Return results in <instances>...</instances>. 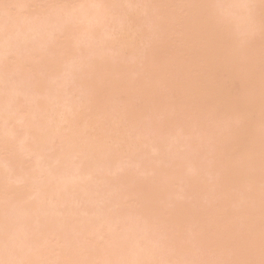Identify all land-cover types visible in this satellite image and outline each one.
I'll return each mask as SVG.
<instances>
[{"label":"bare ground","instance_id":"bare-ground-1","mask_svg":"<svg viewBox=\"0 0 264 264\" xmlns=\"http://www.w3.org/2000/svg\"><path fill=\"white\" fill-rule=\"evenodd\" d=\"M2 1H0V12L7 13V8L5 6V0L3 2ZM6 1L8 4L9 0H6ZM35 1L37 2L39 1L38 5ZM35 1L34 0H23V1L21 0L22 4L21 6L19 5L18 7L22 8L24 5L26 8L25 10L26 12H23V13H26L31 18V15H34V13L36 14L40 11H41L40 13H42L44 8L46 7V4H45V6H43L41 10L39 9L40 3H42V1L46 3L45 0H35ZM60 1L61 2H58V3L55 2L56 6L53 5L52 8H55V7L57 8L59 6L58 4L60 3L61 4L63 3V6L68 7L70 5L68 3L69 2L71 3L73 0H60ZM91 1L92 2H90V0H80V1H77V3L82 2L81 4L83 5V7L87 8L88 10V7L90 5L86 7L85 3L94 4L95 0H91ZM97 1L101 2L100 0H97ZM135 1H134L135 4H133L132 0H118V1L117 0H103L102 3L105 6L103 7L107 8L106 9L107 11L104 10L103 12H105L106 14L102 12V16L106 17L107 15L109 17V16H112L113 14L119 15L120 12H124L123 13L124 15L120 14L119 18H115L117 20L120 18H124V19H120V22L116 23V24L118 23L122 24V26H120V28L118 27V29H121L122 27L123 28L122 30H119L117 36L115 37V40L118 41L119 48L122 49V50L119 49L120 51L118 50V52L127 51L129 53L128 55H130L131 60H133V57L139 60L138 63L135 62L136 65L135 64L130 65L129 62H128L129 64L126 63V61H128L129 58H127L125 62L122 61L121 58L123 57L121 56L120 58L121 53H118L119 55H117L119 57V58L117 57L118 63L115 61L114 63L116 64H114L111 61L112 59L110 58L112 56L114 57V55L111 56L112 53L111 52H110L111 54L108 53L109 48L107 49L106 47H108V45L110 46L111 40L114 37L112 34H114L118 29L113 31L109 28V27H112L113 23H115V21H113L114 18H111L110 20V17H109L108 18L109 21L108 20L106 21V18L104 17L105 20L102 18L101 20L102 22H99L101 18L99 17L100 19H97L98 20L97 21V20H94L95 19L94 17L92 18L94 21L93 22L90 21L91 17L94 16L93 14L96 11H99V9L93 12V14H90L89 13L90 11H87L86 9H84L82 10L81 14L78 16H76L77 15L76 13L79 12L78 10L80 9L79 7L78 9L75 8V10H77L78 12L77 11L73 12L72 15H71V12H69L67 16L69 18H71L72 16L74 18V15H75V17H77L78 20H81L83 22L87 20V19L85 20V18L87 17L90 19L87 21V23L89 22L88 24L90 25V27L87 23L86 25L83 22L80 23V21H78L82 26H84V28L85 27L90 28V30L88 29L89 33H87L85 29L82 26H80V29H78L76 33L83 36L82 38L81 36L77 37L78 35L76 36L77 38L72 37L73 33L74 35L76 34L73 29L76 30L77 28L76 26H79L77 20L75 21V18L74 19L72 18L71 20L72 22H70V25L67 26L66 22H68L69 20L67 21L66 19L65 21L66 25L65 24L61 25V23H63V21L60 20L61 17H59L58 19L60 20L59 22L57 20L58 15L57 16L55 15L56 17H53L55 20L50 19L48 22L49 24L51 20H52V24H53V21H54V24L55 22L56 24L59 22L57 25L55 24L51 26L50 24V26L54 27L55 30H53L54 28L49 29L50 26L46 27L47 30H44V26H46V24L48 23H42L44 21L45 22L48 21V19L52 16V14L51 15L49 14L50 16L48 15V17L46 16L47 19L40 20V23L43 25H41L40 27L36 29L39 30L40 28V30L41 29L43 30L41 31L42 33L40 32V34H39L40 30L37 31L39 36H41V34H43L44 31L46 32L49 31L50 33L49 32L48 33L51 34L53 33V31H56L59 28L57 32L53 33L54 35L51 34L53 36L48 34L50 36L48 37L51 39L52 37L57 36L56 37L57 40L56 38H54L55 40L52 38V40L50 41H54V42L57 41L58 43L60 42L59 45L61 47H63L62 43H64L65 41L63 45L64 46L66 45L67 47H65V50L63 49V52L66 51L68 52L67 54L70 53V57L75 54L76 55L74 57L75 59L73 58L75 62L79 61V60L76 61V58L80 59L79 63L83 62V60H85L83 59V57L86 56L87 58L86 53L89 56L90 53L92 52L91 50H88L89 48L97 49V50L93 49L95 53H92L89 57V60H86V62L87 61L90 62L89 64L90 67L88 66L89 69L85 68V70L86 69L87 70L84 71V67L87 65L85 64L83 65L81 63L80 64L82 65L81 69L80 68L75 69V70L80 69L78 71L79 73L74 72L75 70L74 71L72 70L73 73L79 74V79L77 80L78 82L81 83V84L80 83L78 84L79 91H80V87L82 86L83 89L81 87V91L83 90L84 92L85 89H87L90 93V96L87 95V93H84L85 96L86 95L89 96V97L86 96L87 100L83 102V104L81 105L78 103V105L75 106V108L72 107L74 105L73 103L70 109H74V110L70 111V109L69 110L66 109L67 112L69 111L67 114L66 112L64 113L61 111H64L63 109L66 106L69 107V104H68L69 102L66 103L68 105L63 106V108L60 109V111L57 110V108L59 109L60 106L57 107L54 113L52 105L54 103L58 104L57 102H59L58 100L60 98L58 100L54 99L57 102L54 101V103H52L51 106H49L50 105L49 103L51 102L49 99L52 96V94L48 99L47 98L44 99L45 100L44 102H40L41 100L38 101L36 99L39 97L37 93L41 94L42 92L41 90H43V87L45 86L47 87L48 84L52 81V80L49 81L51 78L49 77L50 74L49 76H46L48 72L49 73L51 72L49 68V71L46 73L47 71L46 67L49 66L50 60H44L45 62L41 60L43 59L41 58V56H43L42 54H44V50L46 49V46H47L46 43L50 42L49 40L46 41L48 37H46V39L45 38L43 39L42 37H41L42 39L40 38L41 41L43 40L46 42L45 44H43V46H45V49H43L44 47L42 48V46H40L41 50H43L41 52V55L39 54L40 52H37L38 50L40 51V49H37V47H33V50H32L38 53L36 55H40L39 57L40 59L37 58V60L38 61L41 60L42 61L41 63L44 62L43 64H41V63L35 62L36 57L34 55L31 56L32 54H34L32 52L29 53L30 56L28 57H25V54L24 56L22 55L25 49H26L25 53L27 54V52L31 49L30 44L32 43L29 42L30 43V44L28 43L29 45L25 44L26 48L24 49L22 44H21L22 47L20 46L18 47L16 45L15 43L16 40L12 38L8 40H4L5 37L1 38L2 35L0 36L1 41L4 40L2 42V45L0 46V59H1L0 74L3 72L2 71L3 69L5 70L4 72V76H5L6 72L7 74L9 73L10 68H11L10 75L12 74V76L13 74H15L16 70H17L16 74H18V72L21 73L25 71L26 74L21 73L20 74L21 76L19 75V77L21 78L23 75H24L23 77H25L27 75V72L28 73L30 72V69H32V71L34 70L36 78L34 77L35 76L34 74L32 75V77H33V80L35 81V83L34 82L33 83L36 85L34 84L33 85L36 86L37 93H34L36 91H33V94L35 95L37 94V97L34 100L35 101L34 103L37 106L29 100L30 98H32V100L34 99L33 97H30L32 91L30 95H28L29 97H27V99L29 98L28 100L30 101V102L28 101L29 102L28 105L34 104L36 107H32V109L36 110L39 107V112H40V113L38 112L35 115L37 117L39 114V116L35 120L36 121L35 123H32L31 121V118H35L33 114H31L30 116V112L33 111L31 109L28 112V115H29L27 116L29 117L27 118L28 120L24 118L23 119L14 118L15 115L14 116L9 115L10 113H12L13 109H15V108H11V106L13 107L14 105L18 104L16 106L17 107L19 106L20 108V107H23L25 103H27V100H26L24 101L25 103L23 102L24 104L22 103L23 105H19V103L22 102L20 101V99L26 96L27 93L23 92V94L20 95L19 94L20 90H17L19 88L17 89L15 88L17 86L20 87L21 86L20 84L22 82L25 83V82L31 81L32 77L30 76L29 78V74L28 76L25 77L29 79H25L22 77L19 81L21 83L19 82H18L19 84L15 83L16 87L13 85L15 88H13V86L10 87V89H12L11 91L17 90L15 93L19 91L17 94H15L16 96H13L14 91L11 92L13 94L10 93L9 95L7 92L5 93L4 97L0 96L2 98V99L0 98L1 99L0 100V117L9 115V117L7 118L10 121H13L15 123V124L11 123L12 126L13 125L15 126V128L13 129L6 130L5 128L6 126L5 127L2 126L0 129V194L3 195V197L0 195V199L3 198L5 201L8 202V204L5 205L7 202H4L2 200L1 202L5 203L4 204L5 208L3 206V203H1V207H0V231H2L0 233V264H79L78 262H76L77 261L76 259L79 258L78 252L83 249V246H81L82 245L81 243L78 244L76 242L77 240L74 241L77 236L73 237V239H70L72 238V236H70V234L67 233L68 238L70 239L67 241L66 239L68 238L66 239L63 237L60 238L58 234L54 233L58 230V229L55 230V227L59 229L61 228L63 229V227H68V229L70 228L71 230L73 228L74 231L77 230L78 232L79 231L78 228L83 227V226L84 227L88 226V225H85L86 222L87 224L91 225V222L95 221L98 223L99 220H100L99 223H101L103 227V224L105 223L102 224L101 222L102 217L100 218L99 216L100 214L103 215L102 208L104 206H109V204H110V207H112V210L108 211L105 207L108 213L103 212L106 215L108 214L107 216H109L111 213L114 214V211L117 210L118 208L119 210L115 212L116 214H118L120 211L122 212L126 211V212H123V213L120 212V213L124 214V213L130 212L134 215L138 211H140V213H138L140 217L138 215V218L136 217L135 220L136 219L140 220V218H143L142 221L143 223L145 222V224L142 223V225H145L148 231L147 237L144 236V232L142 231L141 233H143V235L138 236V238L140 237L139 241L136 239L133 240L134 242L130 241L131 245H133L132 242L135 243V241H137V243H135L134 245V248H137L138 246L136 250H134L132 247H128L129 246L127 244L129 243L128 240L126 242V245L123 244L127 248H124L123 246L119 248L121 244H113L114 246L112 245L110 247L111 249L110 248L108 249L109 251L114 250L118 253L117 249L119 248L118 256L120 255V252L124 250H125L124 252H127L126 256L123 255L120 257V258H123L125 256L127 258L126 259L127 261L125 260V258H123L125 262L120 261L122 262L121 264L123 263L125 264L126 262L127 264L128 262L132 264V261L130 262L129 260H133V262H135V260L139 261V259L134 260L133 258L131 259L129 257L130 255L131 256L133 255L132 257H136V256L140 257V254H141L140 264H142V262H144V264H181V260L180 261L178 260L181 259L183 256H184V259H186L185 258L186 253L187 254L188 253L192 254V252L197 253V251L201 249V248L200 249L193 248L194 241L192 239L194 238L192 235H194V237H197V239L199 238V240H200V237L203 236L201 240L205 237L203 240L206 239V242L204 241L205 243L204 242L203 243L204 245L206 244L207 246L209 245L208 246L209 248L207 249L208 251L211 252V255L209 256V258L211 259V257L213 256L216 260L215 256H217L218 258L217 261H219L218 264H264V0H230L228 1V3L227 2L226 3L232 9L230 8L228 10H226V7H224L223 9L221 8V6L217 7L219 6L218 1H224V0H216L217 3H215V0L214 1L213 0H141L140 5H138L139 4V2H137L138 0H135ZM73 2H75V0ZM249 2L254 4V6H252V8L254 7V9L249 10V11H243L246 8L248 9L250 8V7H245V9H243V7L249 4ZM17 3L18 2H16L14 5L15 8H17L16 7V5H18ZM47 3H48V0H47ZM80 3H78L77 6H80L81 5ZM226 3L224 2L221 5L223 6ZM133 5L135 6V8L132 10V12H130L131 14L126 12V9H128L129 7H132ZM63 6L60 5V7L62 8ZM14 7H12L11 9H14ZM91 7H95V6H91ZM91 7L89 8V10L91 9ZM256 7H257V12H252L256 9ZM50 8L51 7H49L48 9ZM71 8L73 10L74 7L72 6ZM123 8L125 10H122ZM18 9L19 8H17L16 12L18 11V13L20 14L22 12H19V11H22L24 8L22 10H18ZM57 10L59 9L57 8ZM50 11L47 13H50ZM8 12H11L12 15L8 14L6 16L7 18L8 17H11V18L13 17L12 19H14V17L16 19L20 18L17 21L14 20V22L11 18H9L10 22H13V24L16 22L18 23V21L19 23L23 21L22 23L25 24L23 26L26 27V24L29 23L27 21V18H29V16H27L26 14H24L27 16L25 18V16H23L22 14L21 15L15 14L16 16H14L15 10L9 9ZM63 12L65 14L67 10L66 11L64 10ZM63 12H61L60 14H63ZM37 15H35L34 17L35 18L38 17ZM96 15L98 16L99 14H96ZM233 15H235L236 17L237 15H240L241 17L239 18L237 17L236 19H233L234 18ZM1 16L4 17L3 15ZM34 17L33 19L32 18L28 19L30 21L29 25H31L29 26L30 29L27 28L25 30V33L28 31L27 32L28 35H30L29 31L36 24L34 23L36 22V20L34 21ZM44 17L45 15L43 16V18ZM162 17H165V18L167 17L169 21L166 23V19H163V22H162L161 21ZM21 18L23 20H21ZM240 18H242L241 19L242 21L240 20ZM9 19L8 20L5 19L6 20L5 22H7V23H4L5 25L6 24L8 25ZM61 19L65 20L64 18H61ZM232 19L238 22V26H240L239 22L241 21L240 23H242V26L238 27L236 25V30H238L236 32L237 35L231 34L232 35V37L230 35L231 39L228 38V41L227 39L226 41L225 40L223 41L221 40V38L223 39L225 38V36H223L224 33L228 35L230 33L229 31L231 30L230 26L231 25L233 26L235 23H237L235 22L234 24H232ZM237 19H239L240 21ZM103 21H105V23ZM110 21L112 22V25ZM0 22L2 23L1 20ZM158 22L159 24H163V25L165 24L164 26L163 25L161 26L162 28H160L159 31L162 29H165L166 24L168 25L173 24L172 26L178 25V28H175L176 30L173 32L174 33L173 35H177V36L174 37L172 35L173 37L172 38L170 37L171 36L170 33L172 30L171 26H170L171 29L169 33L170 36L168 37L169 39H166L168 36L167 32H165L166 34L164 33V35L166 36L165 37L163 36L164 38L163 37L161 38V39H164V40H160L161 42L159 41V38H160L159 34H158V38L157 36H153V37L150 35L148 36L147 34L148 32L149 33L153 32L152 34L159 32L158 29L156 30V32H154L155 29L149 31V29L147 28L148 26H151V25L153 26L154 24L158 26L159 25ZM93 23L96 24V26L97 24H100L101 28L102 27L105 29L108 28L109 31L110 30L112 31L111 33V31L110 32L107 31L108 29L104 30L105 32H107L106 36L107 35L113 36L112 38L110 37L111 40L108 39L109 38L108 36H107V40L105 39L106 41H108L107 43H109L105 45V52H104L105 54L102 52H98V49L100 48L96 46L92 47L93 45L86 48L88 50L86 53L84 52L83 46L86 47L85 39L83 40L84 37L86 38V40L95 39V41L98 38L97 43H99V40H104V38L106 37V36L105 37L103 36V34L105 33L103 34H101L102 32L100 33V31H103V30H100L101 28H95L96 27L95 25L94 27H91ZM39 24L37 26H39ZM59 24L60 26L57 27ZM71 24L72 25L76 24V26L73 25L74 27H71ZM116 24H115L114 29L116 28ZM19 25L20 24L17 25V28ZM102 25H105V27ZM12 26L15 27V24ZM12 26H11V29H12ZM145 26H147L146 29H144ZM0 27H1L0 29V33H1V30L5 31L4 29L7 26H5L4 29L2 28L3 25H1ZM81 27L83 30L81 29ZM64 28L65 30H63ZM137 28H139L140 30H138ZM11 29H10V32L8 31L10 36L8 34L7 35L5 34V36H7L8 38L11 37L12 35L10 34L12 32ZM22 29H20V31ZM61 29L63 30V34L61 32ZM257 29H259V31H261L259 33H262V34L260 37L255 38L254 35L258 33ZM226 30H228L229 33L226 32ZM3 31L2 33H4ZM83 31L85 33H83ZM254 31H257V32L255 33ZM64 32L66 33V35L64 34ZM233 32L234 31H232V33ZM241 32L246 33L248 35L246 39L244 38V40H240L241 38H239V36L240 37L242 36V38L243 36L244 37L246 36V34L242 35ZM20 33L19 35H22V37L25 36V33L24 34L23 33L20 34ZM33 33H36V32H33ZM33 33H32L33 37H30L31 40H33L35 37ZM37 33L35 34L36 37H37ZM240 33L241 35H239ZM216 34H218L220 37ZM28 35L26 34L27 38L25 40L30 41V39H28L29 38ZM59 35L61 36L65 35L66 39L64 38V36L61 38ZM70 35H72L71 37L76 42L75 41L71 42L70 40H67L70 38L69 37ZM249 35H251V37H249ZM217 36L219 37V39ZM149 37L150 38L152 37V39L155 38L158 41L155 40L156 41V42L154 41L155 44L148 43L144 45L145 40L150 39ZM16 39H21V37L16 38ZM23 39L24 37L21 39V42ZM76 39L77 40L80 39V40L77 41ZM9 40H12L11 42L15 44L16 48L11 42H9ZM167 40L170 42L168 43ZM36 41L38 40L36 39L34 40L35 42L34 46L36 45L39 46L38 44L42 43L39 41V43L37 42L38 43L37 44ZM82 41H84V43H78ZM95 41H92V43H90V41L89 42L87 41L86 43L87 45L88 43L94 44ZM106 41L104 42L102 41L100 43V45L102 46L100 50H103L104 45L102 43H106ZM113 41L114 40H112V43ZM7 42H9L10 44L8 45ZM54 42H51V43L56 45L57 42L56 43ZM73 42H75V44L78 43L77 45L80 46V51H82L81 52L82 55H80L81 53L80 54L78 53L79 49L78 51L73 49V46H75L73 45L74 44ZM114 42L116 45L117 42L116 41ZM146 42H149V41H146ZM150 42H153V41H150ZM162 42L164 44H166L167 42L168 44L164 46ZM10 45H13V49L11 48L10 49L11 51L14 50V52L9 51V47H12ZM48 46H51V44ZM111 46L116 48V46H114V43L111 44ZM112 47H110V51L113 50ZM19 48H22L21 50L22 52L18 51ZM52 49L53 50L46 49L45 55H47L48 53H50V55H53L52 53L55 48H52ZM72 49L73 51H71ZM57 50H59L58 51L59 53L60 51L62 52V50L60 49H57ZM141 50H143L145 53L143 52L144 54H141L140 53ZM5 51H7L8 54H5L7 53ZM83 52L85 53V55H83ZM19 53H21V56L25 58L18 60L16 55L18 56V58L19 57L21 58V56H19L20 55ZM72 53L74 54L72 55ZM106 53L108 54L106 55ZM11 54L12 55L16 54V55L12 56ZM62 54H63L64 59H65V56L67 58L69 56V55L67 56L66 54L64 55V53ZM7 55L9 56L7 57ZM125 55L127 56V53L124 54L123 56L125 57ZM49 57L48 58L46 57V58L49 59ZM61 57H59L58 55V62L56 63V59H57V56H56V58L52 60L53 64L51 63V65H54L55 63L56 65L57 64L60 65L59 64L60 61L63 64L67 58L62 62L63 58ZM70 57L68 61L70 62L71 60V62H73L72 58ZM119 59L121 60V62L118 61ZM68 61L66 60L67 66L65 64V67L67 68H68V65L73 64V63L68 64L69 63ZM2 62L4 66H1ZM35 63L37 65L38 64L40 65L37 67L35 66ZM19 64L22 65L23 71L19 69V66H20ZM78 66L79 64L77 66H74V68L75 67L77 68ZM12 67H14L15 69ZM39 67H41L42 69L44 68L45 74L44 72L40 73L41 70ZM50 67L52 68L53 66H50ZM60 67L55 68L57 69V72L53 70L54 74L56 72L55 77H53L54 80L57 79L56 76H58L60 73L63 74V71L66 69L64 66H62L61 68L62 71L60 72V70H58ZM69 67L72 68L71 66ZM7 69L8 71H6ZM82 69L83 71L80 74V71ZM12 70H15L14 73L12 72ZM202 70L203 71L205 70L206 72H203ZM73 73L71 72L70 76L69 75L68 76L64 75V76L66 78L71 77ZM98 73L100 77H102V75L103 77L99 79ZM54 74L52 73V76ZM77 74L76 76L78 77ZM95 74L97 75V77H95ZM186 74L187 75L190 74L191 80H190L189 85L185 84V82L187 81V79H189V77H187V79L185 78L186 80L182 79L183 77L187 76ZM89 75H91L92 77H87L86 79H84L85 78L84 76H89ZM60 76L62 77L63 75H60ZM72 76L74 77L76 81L77 78L75 77V75H72ZM46 77H48L47 80H46ZM61 77H58V79L61 80L60 79ZM2 78L3 77L0 76V82H2ZM6 78L8 79V77ZM63 78H62V81L63 82L66 81L68 83L67 81L68 79L65 78L66 80L64 79L65 80L64 81ZM96 78H98L99 80L97 81ZM7 79L4 78L3 85H5V83L7 82L6 81ZM24 79L26 81H24ZM45 80L47 81V85H46ZM75 81L73 80V82ZM53 82L54 81H52L51 84ZM59 82L60 81H57L56 84L59 86L63 84L64 86L62 87L63 88L65 87L66 89L67 83L65 82V83L59 84ZM23 83L20 88L21 90L22 89L24 90L26 88ZM30 83L26 85L28 87L31 85L30 87H32V81ZM77 83L74 85H77ZM10 84H6V85L9 86ZM3 85L1 88L2 90L0 89L1 91L0 95L3 93V91H5L3 90L4 88ZM67 85L71 86L73 84L69 83ZM23 86L25 88H23ZM59 86L56 87L55 85V88H57L55 90H59V88L61 89V87ZM53 88H50V90H52ZM73 88L77 89L78 87H73ZM66 90L68 91V89ZM66 90L64 91L62 90L65 96H67L65 93L69 94V92H66ZM47 91L48 90L44 92H46L47 94ZM71 92L73 93V91H70V96H72ZM74 92L76 93V91ZM59 93H60V90H59ZM6 94L9 97H7ZM61 94L62 93H60L59 97L64 96ZM54 95L55 94H53V96ZM78 95H75L76 98L73 99L74 101H78V99L80 98H82L81 101L83 100V98L86 99V97L81 95V92L78 93ZM20 96L21 98H19ZM70 96H69V99L74 98V97L70 98ZM159 97H161L160 100L161 99L165 100L161 102L162 104L165 103L164 105L160 103L158 99ZM167 97L168 99L169 97H172V99L168 100ZM8 98L15 99V100L14 101L12 100V103H10V102H7ZM66 99H62V100L66 101ZM120 99L121 100L123 99V101L125 102V104L122 103L124 104L123 105L124 107L122 108L124 111L122 112L120 110L119 111L117 110L118 112L116 111L117 112L116 113L115 112L116 108L118 109V106H120L118 105V103L116 104V101L118 100V102H120L121 101ZM47 101H49V103H47ZM61 101L59 104H63V101L62 102ZM74 101H71V102H74ZM141 101L144 104L140 103ZM13 102H17V103L13 104ZM38 102L39 104H37ZM9 103L10 105L11 104L13 105L9 106L8 105ZM168 105H169V108H168ZM8 106L9 108H11L12 111H10V109L8 111ZM163 106L166 107L167 109L164 108ZM139 107H141V110H139ZM160 107L161 109H163L162 111L163 114L165 113L168 114L169 112V114L167 115L168 118L165 116L166 118H163L162 121H160L157 117V115H160V114H157ZM17 109H15L14 111H16ZM135 110H138V112H136L134 115L133 113L135 112ZM26 111H24L23 113L25 114ZM46 111L53 112L54 114L50 115L48 113L49 115L45 116V113H47ZM7 112L9 113L7 114ZM22 112L19 114L17 113V115L20 116ZM136 114L138 115L136 116ZM24 116L21 115V117H24ZM138 116L140 118H138ZM143 118H145L146 121L149 120L148 121L149 123H147L146 121H143ZM5 119L6 118L2 120L1 124L3 123ZM139 119L142 120L143 126H144L142 127L144 129L142 130L140 128L141 130L139 129L138 131L139 133L137 134L134 132V129H135L134 126L136 124L138 125L140 124V122H136ZM10 121H6V123ZM134 121L136 122V124ZM50 125L52 128H48ZM3 127L5 130L3 129ZM20 130H22L21 134L23 136H22V139L21 138L17 139L18 133H19L18 131ZM183 130H185L186 133L188 132H191V133L193 132L196 134L198 133L197 137L199 138L197 139L195 138L196 137L195 135H193L194 137L192 135L188 137L189 134L186 135V137L189 139L191 137L190 141L192 142H194L195 140H198L192 144V146L194 145L193 147L190 146L191 145L190 143L192 142H189L187 139H186L187 141L186 140L184 141V144L185 142L186 143L189 142L187 143V145L191 147V150L195 148H197L195 150H198L199 148H201V144L203 143L202 140H204V138L206 141L208 140L205 143L206 147L203 148L205 153L202 152L203 151L202 148H201V152L199 151L200 154H204V155L207 152L206 155L208 156L206 155L198 156L199 152L195 150H192L193 152L189 150L188 152L181 153L183 152L182 150L184 146V145L182 146L183 143L180 144L182 148L179 145L178 146V148L180 147L179 150L176 149L177 151L176 153H174L175 145H177L176 143L183 141L182 139L183 138L182 135L184 134ZM157 131L159 132V136L162 137L163 140H165V146H164V143L162 144L161 142L159 146L154 148V146L157 145L159 141L154 142V144L157 143L154 145L153 143H151V139L153 140V138H150L149 135L155 136L156 135L155 132L157 133ZM140 132L141 133L143 132V133L140 134ZM149 132H152V133L148 135ZM199 133H204L205 135L204 134L199 135ZM21 134L19 135V137H21ZM79 134L82 137L80 139V142L77 141L79 140L77 139L79 138L77 136ZM159 136L156 138H159ZM131 137L136 138V139L132 138L134 139L132 140L133 144L138 147L135 150L136 152H132V150L134 149V145L132 143H129V144L133 145V149H131V147H128L130 145L127 142L131 141ZM74 138L77 139L75 140L77 143L73 141ZM82 139L83 141H81ZM18 140H19L18 142L19 144H17ZM148 141L149 143L153 144L152 147L150 146ZM199 141L201 143H199ZM124 143H127V146H125L126 144ZM198 143H199V146H197ZM187 145L185 146V148L187 147L189 149V146ZM160 146L163 147V149ZM170 147H172L173 150L172 149L170 150L169 149ZM208 147L210 149L206 151L207 150L206 148ZM150 148L154 150V153H155L154 155L146 152L147 149L151 151ZM185 148L184 150H186ZM165 151L167 153H164ZM145 153H148L147 154L148 159L144 156ZM209 154L212 156V158L210 157ZM212 154L217 155V160L214 159L216 158V155L213 157ZM125 155L126 157L129 156L128 157L129 159L125 158V159H128L127 160L128 163L126 162L125 159H123ZM203 157L206 159L207 158L209 159L210 157L208 162L210 161L211 163H208ZM76 158H78L77 164L79 165L78 167H75V169L78 168L79 172L74 171V170L71 171L70 169L73 166V163L75 162L74 159ZM138 158H141V159L137 161ZM151 158L154 161L151 160ZM28 159L30 161L29 162L30 164L32 163L31 160L34 159L33 164L29 165V171L31 172L34 171L33 173L26 171L27 170L26 168H28V166L26 168H23L22 166L23 164L26 166ZM146 159L149 161V163H147L149 166L146 167L147 165L145 163H144L146 165L145 167L144 166L141 167L142 165H140L141 169H139L140 167L138 168L139 176L141 174L146 175V173L150 176L149 177L145 176L144 178L142 177V179L140 178L142 181L138 180L137 182H135L137 177H139V176H135V175H138L136 173L137 171L134 172L135 179H133L132 177L130 180V176L128 175L127 172L131 171V168H133L134 166L130 167V170L127 169L121 172L120 174L118 173L117 175H114L115 173L120 172L121 169H124V167L129 166L131 163L133 164H135L136 162L139 163L140 161H143V160L146 161ZM122 160H124V162H122ZM150 160H151V163H154L151 166H150ZM4 161L7 163L5 164ZM30 168L34 170H30ZM13 169H17L18 171L19 170L21 171L17 173V170H13ZM69 170H70V173L66 174ZM71 172L74 173L75 175L71 174ZM76 172H78L77 174L80 173V175H76ZM209 173L211 176L208 175ZM69 174L71 175L68 176ZM213 174L215 175V179H212V181L211 180L209 181V179L213 177ZM12 177H14L13 178L14 182L10 184L9 180H12ZM36 178H37V181H36ZM39 178H41V180ZM14 179H16V181ZM38 179L40 181H38ZM148 179H151V181L149 182V184L147 183L148 185H145L144 183L147 182ZM33 180L35 182L32 183L31 181ZM143 180H145V182ZM19 181L22 187L17 186ZM21 181L23 182L24 186ZM15 182H17V185ZM184 182H185V187H184L185 189L183 188ZM118 183L125 184V185H123V187L122 185L121 187H116L118 186ZM176 187H178L181 190L180 191L178 189L177 192L178 193L180 192L179 194H174L173 190ZM182 191H184V193ZM148 193H151L150 195L154 197L152 201H151L152 197L151 198L149 197V201H151L150 205L152 204V207H147L148 204L146 205V203H144L146 207L142 210H139L143 208L145 205L142 204L140 206H137V204H139V201L143 202L141 197L144 194H148ZM13 195H15V197ZM177 195L178 196L180 195L181 198L183 196L186 197L182 199L183 201L180 199V201L182 202L185 201L184 199L191 197V195L193 197H196V195L202 196L204 197V199L199 197L200 199H203L202 202L198 201L199 198L198 200H196V202H194L193 200H195L196 198L192 199L193 198L192 197V198H189L191 201L187 199L188 203H186L187 202L186 201L185 204L184 203L180 204L178 203L179 202L178 199H177L178 201L177 200L172 201L171 199V198H174L175 196L177 197ZM11 196H13L14 198ZM104 197L108 199L107 201L105 200V202L102 205L101 199H104ZM11 198L14 201V204L17 201V204H18V205L16 204V206L18 207L17 209H14L13 207H11V205L13 206V204L8 206L9 202H11L10 201ZM47 198L51 200V204L49 203L48 206L45 204H47L50 200L44 201ZM118 200H120V202L116 203ZM167 200L172 201V202H168ZM176 201L177 203L175 204ZM18 202L28 203V204H25V206L21 204L22 205L21 206L19 205ZM44 202L46 203L44 204ZM154 202L156 203L154 204ZM163 202H165L167 205H165L164 203L163 206H160L159 208L161 207L163 208L165 207V208L164 209L161 208L163 211L160 209L162 212L158 210L161 212L159 213L156 211L158 209L156 206H158V204L160 205V203H163ZM99 203H100V206H99ZM153 204L155 205V207L153 206ZM80 205H82V207H80ZM179 205L182 206V208H180ZM173 206L174 208H176V210H180L178 211V214H177V211L173 208ZM77 207L82 208V210H80V208L78 210V211H81L79 218H77L78 217L77 215H79V212H76L77 214L75 212L72 213V211L76 209ZM12 208L13 210H11ZM7 209H9V211ZM99 209H100V213L98 211ZM105 209L103 208V210ZM10 210L12 211L11 214L12 215L14 214L13 217L9 213ZM13 211L15 213H13ZM32 211H34L36 214L33 213ZM42 211H44L45 213L46 212L49 213L50 217L52 216V219H50L51 221H47L49 223H47L45 220H44L45 222L43 221L42 223L41 215L39 214L40 216H38L39 212H41L44 215V212ZM110 211L112 212L109 214ZM24 212L27 215L26 217L22 218L24 216L22 215ZM158 213L160 217L157 215ZM72 214H76L77 217H75V220L77 219L79 224H84V225H79V226L74 225L73 222L75 220H73L74 218L72 217L74 216H72ZM174 214H177L178 216L176 215L177 216L176 217L174 216ZM19 215H22V216L20 217ZM133 215L130 214L128 216H133ZM92 217L94 218L98 217V218L91 219ZM112 217L113 216H111L110 218ZM21 218L25 220L23 221ZM48 218L49 217L45 219H48ZM118 218L121 219V217H118ZM129 218L127 220L123 219L124 223L125 221H127V224H128ZM107 219L108 217L103 220L106 222ZM117 220L116 222L120 223V221L119 220L117 221ZM112 222H114V220ZM14 223L15 224L18 223V225H20L21 227L16 225L18 228L15 227L14 228L15 230H13L16 233V236L14 233L15 237H11V235L9 234L7 235L5 232L6 230L8 232L9 229L8 228L6 230L4 229L6 228V225L12 227ZM41 223L44 225H41ZM109 223H110V220H109ZM117 223L115 224L118 225ZM124 223L121 224L120 226L122 227ZM22 224L24 225L23 228H22L23 226ZM47 225L49 226V228ZM142 225L139 226L140 229L138 232H140V230L144 228ZM1 226L2 227L4 226L5 228L4 227L2 228ZM112 226H110V229ZM120 226L119 227L117 226V227L121 228ZM124 226L126 227V225ZM158 226H159V230L161 231L165 230L167 227L168 229L170 228L169 230L172 229L173 233L168 232L170 234H167L168 241H165L163 243V241L166 240L167 237L160 238L161 236H165V235H161V233H159L160 231L158 232L157 229H155V227L158 228ZM90 227H94V226H90ZM102 227L100 226L99 228L101 229ZM107 227H109L108 224H107ZM153 227L154 229H152ZM19 228H22V229H19ZM86 228L87 227L82 228L85 230L82 231L81 229L79 232L84 234V232L86 233L88 232V230H90V228H87V231H86ZM128 228L129 226L126 229ZM146 229H145V232H147ZM115 230L112 231V234L113 232L114 233L119 232V230H117V232ZM13 231L10 232L9 230L11 234H13ZM105 231H108V230H105ZM121 231L120 233H122ZM134 232H136V230H134ZM190 232L194 233L191 236L188 235L192 239L187 236V234H189ZM89 233L87 234V238H90V236H88ZM107 233L111 234V232H107ZM136 233L135 234L131 233V235L135 236L137 235ZM164 233H166V231ZM243 233H244V236L242 238V236L240 235L241 234L243 235ZM77 234H80V233H77ZM102 234L104 233H101V235L99 236L100 237L104 236ZM174 234L175 236H172L173 238L172 237L171 238L172 239L175 238V239L172 240L173 242L171 244H168L169 242H171L170 240L171 238L169 237V235H174ZM231 234H233L234 236L236 235L235 239H232V237L234 238V236ZM62 235H64V233ZM21 236L24 238V241L22 242L21 240L23 238ZM51 236L52 237L58 236L56 238L62 239L59 242H57L59 244L61 241H63V239H65L66 241L61 246L58 245L57 243L56 245H54L50 241L52 240L50 239ZM83 236L79 235V237H83ZM114 236L118 237L116 234ZM237 236L239 237L237 238ZM126 237L128 238V236H125L124 239ZM83 238H80V239H83ZM161 239L163 240L162 242L159 241ZM56 240L57 239H55V241L53 240L54 241L53 243H55ZM86 240L84 239V241ZM116 240L112 239L111 242L109 243L107 242V243L109 245L111 243H114V241ZM201 240L200 242L199 241L198 242L201 243ZM140 241H144V244L145 243L146 244L145 245L141 244L143 242L140 243ZM235 241L241 244H238ZM20 242L23 243L21 246L24 245L26 247L27 246L26 244H28L27 250L24 251L23 248H21L22 250L19 248V244H21ZM71 242L72 243L75 242V243L72 244ZM98 242L99 241H97V243ZM123 242H125V240ZM103 243L105 244L106 241ZM107 243L102 246L107 247ZM11 244L14 245L13 246L14 248L11 246ZM93 244H96V242ZM93 244L92 246H90V247H93V249L89 248L87 253L85 252L84 254H81V257H86V260L83 259L84 262L82 264H109V262L113 261L112 259H114L117 256V253L115 252L116 256L112 258L111 260L109 259L108 261V258L110 257L108 256L104 257V255H107V253L109 254V251L106 250L104 251L105 254H103L102 249H104L105 247L99 246L101 245V243L96 244L94 246ZM89 245H87V247ZM97 245L99 247H97ZM142 245L145 247L142 250L143 252L141 251ZM237 245H240V247ZM95 246L97 249H95ZM10 247H12L13 249ZM99 248H102V249H99ZM131 248L132 250H130ZM8 249L10 251H8ZM127 249H129L130 252H133V250L136 251L137 253H139V256L138 255L134 256L136 253L129 255L128 253L129 251H127ZM192 249L193 250L196 249L197 251L196 250L192 251ZM83 251L84 250H82L80 253H82ZM233 253H234V257H231ZM243 253L246 255V257L244 255H243L244 257L242 256ZM201 254L203 253L201 252ZM192 255L194 256L195 253H193ZM187 256L191 257L192 259V256H190V254H188ZM195 256L198 258L199 255L198 256L195 255ZM201 258L203 257H200L199 259ZM214 258H212L211 260H213ZM240 258L242 259L243 262L241 261ZM243 258H246V260ZM196 259H194L195 262L199 260V259L198 260ZM238 259L240 261H238ZM117 260H118V257H117ZM156 260L158 261V263H156ZM187 260L189 262L193 261L192 263H194V260L190 261L189 258H187L186 261ZM116 261H114V263ZM114 263L112 262L111 264H114ZM118 263L119 261H117L116 264ZM182 263H184V261ZM199 263L201 264L202 261L200 260L199 262H197V264Z\"/></svg>","mask_w":264,"mask_h":264},{"label":"rangeland","instance_id":"rangeland-1","mask_svg":"<svg viewBox=\"0 0 264 264\" xmlns=\"http://www.w3.org/2000/svg\"><path fill=\"white\" fill-rule=\"evenodd\" d=\"M0 1H2V0H0ZM3 1H4V0H3ZM3 1H2V2H3ZM22 1H23V0H22ZM34 1H35V0H34ZM45 1H46V3H44V1H42V3H40V5H39V9L41 10V9L43 8V6H45V4H46V7L44 8L43 12L40 13V12H41V11H40V12H38V13H36V14L34 13V15H31V18H32V19H33V17H34L35 15H37V14H39V15H37V16H38V17L40 16V17H39V18H38V17H36V18L34 17V21L36 20V22H34V23H36V24L34 25V27H33V25H32L33 28L31 27L32 29L29 31L30 35H28V33H27L28 31L25 33V30H26L27 28H29V26H31V25H29L30 21L28 20V19L30 18V16L27 15L26 13H23V12H26V11H25L26 8H25L24 5H23L22 8L18 7L19 5L21 6V4H22V3H21V0H13V2H12V0H9V1H8V2H9L8 4H7V1L5 0V6H6V8H7V13H1V12H0V16L3 15V16L5 17V19L8 20V19L11 18V17H8V18H7L6 16H7L8 14L12 15L11 12H8L9 9H10V10H15L14 16H16V15L19 14L18 11L16 12L17 8H19L18 10H22V9L24 8V9H23L24 11H23V10H22V11H19V12H22V13H20L19 15L22 14L23 16H25V18H26L27 16H29V18H27V21H28L29 23L26 24V27L23 26V25H25L24 23H22L23 21H21L20 23H19V21H18V23H17L16 21L19 20L20 18L16 19L15 17H14V19H12L13 17H12L11 19L13 20V22H14V20H16L15 22L17 23V25L20 24V25H19L20 28H19V26H18V28H17L16 23H14V24H15V27L12 26V25H14V24H13V22H10V19H9V23H8V25H7V24L5 25L4 23H7V22H5L6 20L4 19V17L1 16V17H0L1 19H0V20L2 21V23L0 22V26L3 25V27H2L3 29H4L5 26H7V27L4 29L5 31L1 30V33H2V31H3L4 33H2V34L0 33V36L2 35L1 38L5 37L4 40H8V39H10V38L16 40V42H15L16 45H17L18 47H19V46H20V47L23 46L24 49L26 48L25 44H28L29 42L32 43V44L29 43V44L31 45V49H30V50L28 49L29 51L27 50V51H28L27 54L25 53V52H26V49H25V51H24V53H23L22 55L24 56V54H25V57H28V56H30V55H29L30 52L34 53V54H32L31 56L34 55V56L36 57V61H35L36 63H41V62H42L41 60H43V61H44V60H50V64H49V66L46 67V68H47V69H46V70H47L46 73L49 71V68H50L51 72H50V73L48 72L46 76H49V74H50L49 77H51V78H50L49 81H51V80L54 81L52 84H51L52 81H51L50 83H49V81H48V83H49L48 86H49L50 84H51V85H50L49 87H48V86H47V87H46V86L43 87V90H41V91H42L41 94H39V93H37V91H36L37 88H36V86H34V85H36V84H34L35 81L33 80V77H32L33 74L35 75L34 70L32 71V69H30V72H29V73L27 72V75H26V76H28V74H29V78H30V76L32 77V80H31V81H32V87H30L31 85H30L29 87L27 86V85L31 82V81L28 80L29 82H25V83L22 82V83L25 85L26 88L23 86V88H25V89H24V90H23V89L21 90L20 88H21V86H22V83L19 82V81H20V79H21L24 75H23L21 78L19 77V75H20L21 73H25V71H24V72H21V73L18 72V74H16V73H17V70H16V71H15V70H12V72L14 73V71H15V74H16V75L13 74V76H12V74L10 75V72H11V68H10L9 73L7 74V72H6L7 76H6V74H5V76H4V72H5V70L2 69V71H3V72H2L3 75H2V73H1L0 76L3 77V78H2V82H0V89L2 88V85L4 84V83H3L4 78L7 79L6 77H8V79L6 80L7 82L5 83V85H6V84H10L11 81H12V82H11V84H10L9 86L6 85V87H5V85H3V86H4L3 90H5V91H3V93L0 95L1 97H2V96L4 97V96H5V93H7V92H8V94L10 95V93L13 92V91H14V92H13V93H14L13 96H16L15 94H17V93L19 92V91H18L17 93H15L17 90H20V92H19L20 95H22L23 92L27 93L26 96L23 95V96H24L23 98H21V96L19 97V98H21V99H20V101H22L21 103H19V102L16 100V101L19 103V105H23V104L25 103L24 101L27 100V103L24 104V105L27 104L26 106L23 105V107H20V108H19V106H18V107L16 106V105H18V104H16L17 102H13V104L15 103L16 105H14V106L12 107L11 105H13V104L10 105V103H12V100L14 101L15 99H9V98H8V100H7V102H10L8 105L11 106V108H15V109L18 108L16 111H14L15 109H13V111H12L11 108H9V106H8V111H9V109H10V111H12V113H10L9 115H13V116L15 115L14 118H18V119H20V118H21V119H23V118H24V119L29 118V117H27V116H29V115H28V112H29L30 109L33 110V111L30 112V116H31V114H33V115L35 116V115L39 112V107H38L36 110L32 109V107H36V106H37V105L34 103V102H35L34 100H35V98L37 97V94H38L39 97L36 98V99H37L38 101L41 100L40 102H44V101H45L44 99H46V98L48 99V98L51 96V94H52V96H51L50 99H49L51 102L49 103V101H47V103L50 104L49 106H51L52 103H54V101H55L54 99L58 100V99L60 98V99L58 100L59 102L55 101V102H57L58 104H55V103H54V104L52 105L53 112L55 111V109H56L57 107L60 106L59 109L57 108V110L60 111V109H62L63 106H66V105L69 104V107L66 106L67 108L65 107V108L63 109L64 111H61V112H64V113L66 112V114H67V113L69 112V111L67 112V110L70 109V107L72 106L73 103H74V105H73L72 107H74V108H75V106L78 105V103H79L80 105L83 104V102H85V101L87 100V97L90 96V93H89V91H88L87 89H85L84 92H83V90L81 91V87H82V86L80 87V91H79V85H78V84H79L80 82L77 81V80L79 79V74H77V73H79L78 71L81 69V66H82V65H80V64L82 63L83 65H84V64L87 65V66L84 67V71H86L87 69H89V67H90V66H89L90 62L87 61V62H89V63H87L86 60H89L90 55H91L92 53H95L94 50H95L96 48H93L94 50H93L92 48H91V49H90V48L88 49V50H91V51H92V52L90 53L89 56H88V54L86 53V52L88 51L86 48H88V47H90V46L93 45L92 47L96 46V47H98V48L101 49L102 46L100 45V43H101L102 41H103V42L106 41V40H107V36H108V35L106 36L107 32L104 31V30H107L108 28H107V29H105V28H103V27L101 28V27H100V24H97V26H96V24H94V23H95V22H94V23L91 25V27H94V25H95V26H96L95 28H101L100 30H103V31H100V33H101V32H102L101 34L105 33V34H103V36H104V37L106 36V37L104 38V40H99V43H97V42H98V38H97V40L95 41V39H93L92 37H91V38H92L93 40H91V39H90V40H86V38L84 37L83 40L85 39V45H86V47L83 46V48H84V52H85L86 55H87V58H86V56H84L83 59H85V60H83V62H81V63H79V62H80V59L76 58V61H77V60H79V61H78V62H75V61L73 60V58L76 56L74 53H72V55H73V54H74V55L70 57V53L67 54L68 52H66V51L63 52V49L65 50V47H67L66 45H65V46L63 45V44L65 43V41H64V43H62V46H63V47H61V46L59 45L60 42L58 43L57 41H55V42H54V41H50V40H52V38L54 39V38H56L57 36H54V37H52V38L50 39V38H49V37H50L49 35L53 34L54 32H57V31L59 30V28H58L56 31H53V33H51V34H49V33H50L49 31H48L49 33L46 32V31H44V33L41 34V36H39V34H40V32H41L43 29L40 30V28H39V30H40V31H39V30L36 29V28H38V27H40L41 25H43V24L40 23V20L47 19L46 16L48 17L49 14H50V15L52 14V16H51V17L48 19V21H46V22H45V21H44V22L41 21L42 23H48L50 19L55 20L53 17H56V16L58 15L57 20L59 19V17L65 19V20H62V19L60 18V20L63 21V23H61V25H63V24L66 25V23H67V26H68V25H70V22H72L71 20H72V18H73V16H72V17L70 16L71 18L67 17L68 14H69V12H71V15H72L73 12H76V11H77V10H75V8L78 9V7H79V8H80V9H78L79 12L77 11L78 13H76V14H77L76 16H78V15L81 14L82 10H84V9L87 10V8H84V7H83V5L81 4L82 2H81V3L78 2V3H80L81 5H80V6H77V4H78L77 1H80V0H75V2H73V1H74V0H73L71 3H70V2L68 3V4H70L68 7L63 6V3H62V4H61V3L58 4L59 6L57 5V6H58L57 8H58L59 10H57L56 7H55V8H52V6H53V5L56 6V3L61 2L60 0H48V3H47V0H45ZM100 1H101V2L95 0L96 3L94 2V4H92V3H90V2H92V1L90 0V2H89L90 4L85 3L86 7L90 5V6L88 7V10H87V11H90V12H89L90 14H93V12H95L97 9H99V11H96V12L93 14L94 16L91 17V20L87 17V18H85V20H86V19H87V20H86L85 22H83V21H81V20H78V18L75 17V15H74L75 21L77 20V22L80 21V23L83 22L84 24H86L88 20H90L91 22H93L94 20H97V19H100V18H101V19L99 20V22H102V21H101L102 18H103L104 20H105V18H106V21H107L108 18L110 17V20H111V18H114V20H113V19H112V20L115 21V23H113V25H114V26H113V25H112V22L110 21L112 27H109V28H110L111 30H113V31L117 30L118 27L120 28V26H122V24H120V23L116 24V23H117V22H120V19H124V18H120V19H118V20L115 19V18H119V17H120V14H123L124 12H120V11H119V12H120L119 15H117V14H116V15L113 14L114 16L112 15V16H109V17H108L107 15H106V17H105V16H102V12H103L104 10H106L107 8H104L105 6H104L103 3H102L103 0H100ZM117 1H118V0H117ZM134 1H135V0H132L133 4H135ZM140 1H141V0H138V1H137V2H139L138 5H140V3H141ZM213 1H214V0H213ZM228 1H230V0H226V1H225V0H224V1H218L219 6H217V7H220V6H221L222 9H223L224 7H226V10L230 9L231 7L227 5ZM16 2H18V3H17L18 5H16L17 8L14 7V5H15ZM35 2H36L37 5H38L39 1H38V2L35 1ZM40 2H41V1H40ZM55 2H56V3H55ZM97 2H99V3H97ZM135 2H136V1H135ZM224 2H225V3L227 2V3L224 4V5L222 6L221 4L224 3ZM215 3H217L216 0H215ZM247 3H248V2H247ZM251 4H252V5H251ZM60 5H62L63 8L60 7ZM249 5H250V6H249ZM11 6L14 7V9H11V8H12ZM72 6L74 7L73 10H72V8H71ZM91 6H95V7H91ZM103 6H104V7H103ZM227 6H228V8H227ZM252 6H254V4L249 2V4H247V5H245V6L243 7V9H245V7H250V8H249V9L246 8L245 10H243V9H242V10H243V11H249V10H252V9H254V7L252 8ZM10 7H11V8H10ZM49 7H51V8L48 9ZM64 7H65V8H64ZM90 7H91V9L89 10ZM99 7H100V8H99ZM68 8H69V9H68ZM82 8H83V9H82ZM134 8H135V6L133 5L132 7H129L128 9H126V12L130 13V12H132V10H133ZM51 9H52V10H51ZM60 9H61V10H60ZM231 9H232V8H231ZM50 10H51V11H50ZM64 10H65V11L67 10V12H66L65 14H64V12H63ZM122 10H125V9L123 8ZM49 11H50V13H47V12H49ZM52 11H53V13H52ZM54 11H55L56 13H55ZM106 11H107V10H106ZM231 11H232V10H231ZM243 11H242V12H243ZM61 12H63V14H60ZM97 12H98V13H97ZM252 12H257V7H256V9H255L254 11H252ZM103 13H105V12H103ZM117 13H118V11H117ZM15 14H16V15H15ZM24 14H26L27 16L24 15ZM59 14H60V15H59ZM96 14H99V15H101L102 17L99 16V15L97 16ZM105 14H106V13H105ZM105 14H103V15H105ZM130 14H131V13H130ZM237 14H238V13H237ZM44 15H45V17L43 18ZM50 15H49V16H50ZM55 15H56V16H55ZM123 15H124V14H123ZM123 15H122V16H123ZM235 15H236V14H235ZM235 15H233V16H234V18L232 17L233 19H236L237 17H238V18L241 17L240 15H237V17H236ZM96 16H97L98 18H97ZM116 16H117V17H116ZM17 17H18V16H17ZM19 17H21V16H19ZM94 17H95V19L93 20L92 18H94ZM99 17H100V18H99ZM104 17H105V18H104ZM123 17H124V16H123ZM31 18H30V19H31ZM74 18H73V19H74ZM3 19H4V21H3ZM23 19H24V17H23ZM23 19L21 18V20H23ZM66 19H67V21H68V20H69V21L65 23ZM163 19H166V23L169 21V19H167V17H166V18H165V17H162V18H161V21H162V22H163ZM233 19H232V24H234L235 22H237L236 20L234 21ZM241 19H242V18H240V20H241ZM25 20H26V19H25ZM60 20H58V21L60 22ZM170 20H171V19H170ZM237 20H239V19H237ZM240 20H239V21H240ZM31 21H32V20H31ZM58 21H57V22H58ZM73 21H74V20H73ZM97 21H98V20H97ZM97 21H96V22H97ZM108 21H109V20H108ZM157 21H158V20H157ZM241 21H242V20H241ZM241 21H240V22H241ZM59 22H58V23H59ZM91 22H90V23H91ZM103 22L105 23V21H103ZM110 22H109V23H110ZM240 22H239V24H240V26H242V23H240ZM26 23H27V22H26ZM31 23H32V22H31ZM39 23H40V24H39ZM58 23H57V24H58ZM73 23H75V22H73ZM80 23L78 22L79 26H76V24H73L74 26L77 27L76 30L73 29V28H71V29H73V30L75 31V33L77 32L78 29H80V26H82ZM83 23H82V24H83ZM88 23H89V22H88ZM88 23H87V24H88ZM164 23H165V22H164ZM11 24H12V25H11ZM32 24H33V23H32ZM38 24H39V26H37ZM50 24H51V26H52V25H55L56 22H55V24H54V21H53V24H52V20H51V21H50ZM50 24H49V23L46 24V26H44V30H47L46 27H49ZM57 24H56V25H57ZM84 24H83V25H84ZM87 24H86V25H87ZM115 24H116V28L114 29ZM156 24H157V22H156ZM156 24H154L153 26H152V25H151V26H148V27L145 26L144 29H146V27H147V28L149 29V31H151V30H153V29H155L154 32H156L157 29H158V31H159V29L162 28L161 26H162L163 24H159V22H158V24H159L158 26H156ZM4 25H5V26H4ZM9 25H10V27H9ZM21 25H22V26H21ZM44 25H45V24H44ZM73 25L71 24V27H74ZM88 25H89V24H88ZM108 25H109V24H108ZM108 25H106V26H108ZM164 25H165V24H164ZM164 25H163V26H164ZM167 25H168V24H166V28H165V29H162V30H160L159 32H157V33H155V34H152L153 32H150V33L148 32V33H147L148 36H149V35L152 36V37H153V36H157V38H158V34H159V37H160V38H159V41H160V40H164V39H161V38H162L163 36L165 37L166 35H164V33L167 32L168 36H167L166 39H169L168 37L170 36V34H171V36H170L171 38H172L173 36L176 37L177 35H173V34H174L173 32L176 30L175 28H178V25H177V26L174 25L175 27L172 26L173 24H171V25L169 24L168 26H167ZM236 25L238 26V22L235 23L233 26H232V25L230 26V28H231V30L229 31L230 33L228 32V30H229L230 28H229L228 30H226V32L229 33L228 35L225 34V33L223 32V33H224L223 36H225V38H224V39L221 38V40H223V41L225 40V41H226V39H227V41H228V38L231 39L232 35H237L236 32H237L238 30H236ZM11 26H12V29H11ZM51 26H50L49 29H51V28L53 29V28H54V27H51ZM59 26H60V24H59L57 27H59ZM102 26L105 27V25H102ZM123 26H124V25H123ZM170 26H171V28H172L171 33H170V29H171ZM240 26H238V27H240ZM24 27H25V28H24ZM42 27H43V26H42ZM57 27H56V28H57ZM62 27H63V26H62ZM62 27H61V28H62ZM69 27H70V26H69ZM82 27L84 28V26H82ZM82 27H81V29H82ZM89 27H90V25H89ZM156 27H157V28H156ZM7 28H8V29H7ZM9 28L12 30V32L10 33V34H12V35H11V37L8 38L7 36H5V34H6V35H7V34L9 35V33H8V31L10 32V29H9ZM22 28H23V29H22ZM45 28H46V29H45ZM65 28H66V27H65ZM65 28H64L63 30H65ZM86 28H87V29H86ZM112 28H113V29H112ZM122 28H123V27H122ZM122 28H121V29H118L114 34H112L114 37H113V36H110V35L108 36V37H109L108 39H110V37H111V38L113 37L112 40H114V41L117 42V44L115 45V42L113 41L114 46H116V48H114V47L111 46V44H113L111 39H110V40H111V44H110V46L108 45V47H106V48H107V49L109 48V49H108V50H109L108 53L111 52V53H112V54L110 53L111 56L114 55V57L112 56L113 58H112V57L110 58V59H112L111 61H112L113 63H114L115 61L117 62V57H118L117 55H119L118 53H121L122 55L120 54V58H121V56L123 57V58H121L122 61L125 62V60H127V58H129V60L126 61V63L129 62L130 65H133V64H135V62L138 63L139 60H138V59H135L134 57H133V60H131L130 55H128L129 53H128L127 51H124V52H118V50H119L120 48H119V45H118V41L115 40V37L117 36L119 30H122ZM232 28H233V29H232ZM0 29H1V27H0ZM17 29H18V30H17ZM20 29H22V30H21L22 32L20 31ZM29 29H30V28H29ZM84 29H85V31H86L87 33H89L90 28L85 27ZM88 29H89V30H88ZM93 29H94V28H93ZM137 29L140 30L139 28H137ZM34 30H35V31H34ZM53 30H55V28H54ZM63 30L61 29L62 34H63ZM82 30H83V29H82ZM96 30H97V29H96ZM96 30H94V31H96ZM111 30H110V31H111ZM166 30H168V31H166ZM235 30H236V31H235ZM18 31H20V32L23 33V34L25 33V36H23L24 39L22 40V42H21V39H22L23 37H22V35H19L20 32H18ZM37 31H39V34L37 33ZM51 31H52V30H51ZM107 31H109V29H108ZM110 31H109V32H110ZM162 31H163V32H162ZM232 31H234V32L232 33ZM257 31H258V33H256ZM257 31H254V32L256 33V34L254 33V34H255V35H254L255 38H256V37H260L261 34H262V33H259V32H261V31H259V29H257ZM5 32H6V33H5ZM33 32H36V33H37V37H38V36H39V37L37 38L36 35H35L36 33H33ZM61 32H60V34H61ZM239 32H240V30H239ZM21 33H20V34H21ZM32 33H33L34 36H35L33 40L30 39V37H33V36H32ZM41 33H42V32H41ZM83 33H85V32L83 31ZM83 33H81V34H83ZM111 33H112V31H111ZM169 33H170V34H169ZM223 33H221V34H223ZM241 33H242V35H243V34H246V33H243V32H241ZM241 33H240L239 35H241ZM3 34H4V35H3ZM26 34L29 36L28 39H30V41L25 40V39L27 38ZM44 34H45V35H44ZM48 34H49V35H48ZM58 34H59V33H58ZM64 34L66 35L65 32H64ZM151 34H152V35H151ZM162 34H163V35H162ZM165 34H166V33H165ZM221 34H220V35H221ZM231 34H232V35H231ZM16 35H17V36H16ZM42 35H44V36H42ZM46 35H47V36H46ZM53 35H54V34H53ZM53 35H51V36H53ZM55 35H56V33H55ZM65 35H63L64 38L66 37ZM72 35H73V36H72ZM72 35H70V36H69L70 38L68 37L69 39H67V40H70V41L72 42V41H75L72 37H76L77 35H78L77 37L81 36L80 34H77V33H76L75 35H74V33H73ZM172 35H173V36H172ZM216 35H218V34H216ZM230 35H231V37H230ZM239 35H238V36H239ZM9 36H10V35H9ZM48 36H49V37H48ZM59 36H60L61 38L63 37V36H61V35H59ZM71 36H72V37H71ZM85 36H86V34H85ZM89 36H90V35H89ZM101 36H102V35H101ZM218 36H219V35H218ZM218 36H217V37H218ZM238 36H237V37H238ZM247 36H248V35L246 34L245 37L243 36V38H242V36H241V37L239 36V38H241L240 40H244V38L246 39ZM252 36H253V35H252ZM13 37H14V38H13ZM20 37H21V39H16V38H20ZM41 37H42L43 39H44V38L46 39V37H48V39H46V41L49 40L50 42H49V43H46V42L43 41V40L41 41V39H42ZM77 37H76V38H77ZM82 37H83V36H81V38H82ZM152 37H151V38L149 37L150 39L145 40V42H146V41H149V42H146V43L144 42V45H145V44H148V43H149V44H155V42L158 41V40H156L155 38L152 39ZM164 37H163V38H164ZM219 37H220V36H219ZM219 37H218V39H219ZM249 37H251V35H249ZM1 38H0V46L2 45V42L4 41V40L1 41ZM40 38H41V39H40ZM61 38H59V39H61ZM71 38H72L73 40H72ZM81 38H80V39H81ZM171 38H170V39H171ZM35 39L38 40V41H36V43H37V42L39 43V41L42 42V43H41V44H38V43H37L39 46H37V45L34 46V44H35L34 40H35ZM39 39H40V40H39ZM65 39H66V38H65ZM65 39H64V40H65ZM80 39H79V40H80ZM105 39H106V40H105ZM230 39H229V40H230ZM54 40H55V39H54ZM56 40H57V38H56ZM76 40H77V39H76ZM79 40H77V41H79ZM81 40H82V39H81ZM155 40H156V41H155ZM175 40H176V38H175ZM11 41H12V40H9V42H11ZM23 41H24V43H23ZM27 41H28V42H27ZM31 41H32V42H31ZM61 41H62V40H61ZM87 41H88V42L90 41V43H92V41H95V43H94V44H89V43H88V45H89V46H88L87 43H86ZM150 41H153V42H150ZM154 41H155V42H154ZM165 41H166V40H165ZM167 41H168V40H167ZM9 42H7L8 45L10 44ZM13 42H14V41H13ZM26 42H27V43H26ZM51 42H54V43L57 42L58 44L56 43V45H54V44L51 43ZM75 42H76V41H75ZM75 42H73V43H74L73 45H75V46H73V49H75L76 51H78V49H79L78 53L80 54L82 51H80V46L77 45V44H78V43H84V41H82V42H78V43H76V44H75ZM107 42H108V41H106V43H102V44L104 45V46H103L104 48H103V50L98 49V52H102V53L105 52V45H106V44H109V43H107ZM160 42H161V41H160ZM163 42H164V41H163ZM163 42H162V43H163ZM169 42H170V41H168V43H169ZM174 42H175V41H174ZM11 43H12V42H11ZM17 43H18V44L20 43V44L18 45ZM45 43L47 44V46H46V49H47V50H50V49L53 50L52 48H55L54 51H53V53H52L53 55H50V53H48V54L46 53L47 55H45V51H46V49H45V46H43V44H45ZM162 43H161V44H162ZM168 43L166 42V44H168ZM12 44H13V43H12ZM21 44H22V46H21ZM29 44H28V45H29ZM50 44H51V46H48V45H50ZM97 44H98L100 47H99ZM157 44H158V42H157ZM163 44H164V43H163ZM166 44H164V46H165ZM13 45L15 46V44H13ZM13 45H10V46H12V47H9V51H10V52H14V50L11 51V49H13ZM28 45H27V46H28ZM52 45H54V46H52ZM58 45H59V46H58ZM262 45H263V44H262ZM40 46H42V48L44 47L43 49H45V50H44V54H42L43 56H41V58H43V59H41L40 61H38L37 58L40 57L41 52L43 51V50H41V47H40ZM55 46H56V47H55ZM57 46H58V47H57ZM76 46H77V48H76ZM78 46H79V48H78ZM81 46H82V44H81ZM33 47H37V49H40V51H39V50L37 51V52H40V53H39L40 55H36V54H38V53H37L36 51H35L36 53H35L34 51H32V50H33ZM39 47H40V48H39ZM47 47H49V48H47ZM60 47H61V48H60ZM110 47H112L113 50L110 51ZM10 48H11V49H10ZM15 48H16V46H15ZM15 48H14V49H15ZM71 48H72V47H71ZM112 48H111V49H112ZM17 49H18V48H17ZM17 49H16V50H17ZM37 49H36V50H37ZM57 49L62 50V52L60 51V53H59V52H58L59 50H57ZM73 49H72L71 51H73ZM6 50H7V49H6ZM21 50H22V48H19L18 51H19V52H22ZM34 50H35V49H34ZM67 50H68V49H67ZM85 50H86V51H85ZM96 50H97V49H96ZM115 50H116V51H115ZM120 50H122V49H120ZM120 50H119V51H120ZM143 50H144V49H143ZM143 50H141V52H140L141 54H144V53H145V52H144L145 50H144V51H143ZM7 51H8V50H7ZM7 51H5V52H7ZM9 51H8V52H9ZM18 51H17V52H18ZM56 51H57V52H56ZM5 52H4V53H5ZM8 52L5 53V54H8ZM48 52H50V51H48ZM69 52H70V51H69ZM84 52H83V55H85ZM96 52H97V51H96ZM143 52H144V53H143ZM15 53H16V52H15ZM62 53H64V55L66 54L67 56L69 55L68 58L65 56V59L67 58V59H66L67 61L69 60V57L72 58V61H73V62H71V60H70V62L68 61V62H69L68 64L73 63L74 65H73V64H72V65H71V64L68 65V68H69V69H68L67 67H65V64H66V66H67V62H66V60L63 58V54H62ZM108 53H106V55H107ZM113 53H115V54H113ZM126 53H127V56L125 55V57H124L123 55L126 54ZM13 54H14V53H13ZM17 54H18V53H17ZM19 54H20L19 56H21V53H19ZM79 54H78V55H79ZM104 54H105V53H104ZM11 55H12V54H11ZM15 55H16V54H15ZM15 55H12V56H15ZM26 55H27V56H26ZM44 55H45V56H44ZM58 55H59V57L62 56V57H61V58H63L62 62L65 60L63 64H62L61 61H60V62H59L60 65H58V64L56 65V63L58 62ZM80 55H82V53H81ZM8 56H9V55H7V57H8ZM23 56H21V58H20V57L18 58V56L16 55V57H17L18 60H21L22 58H25V57H23ZM49 56H51V57H49ZM54 56H55V57H54ZM56 56H57L56 63H55V61H54L55 64H54V65H51V63L53 62L52 60H54V59L56 58ZM115 56H116V57H115ZM7 57H6V58H7ZM10 57H11V56H10ZM46 57H47V58L49 57V59H47ZM77 57H78V56H77ZM131 57H132V55H131ZM6 58H5V59H6ZM44 58H45V59H44ZM108 58H109V56H108ZM114 58H115V59H114ZM118 58H119V57H118ZM39 59H40V58H39ZM74 59H75V58H74ZM60 60H61V59H60ZM0 61H1V59H0ZM81 61H82V60H81ZM84 61H85V63H84ZM118 61L121 62L120 59H119ZM3 62H4V61H3ZM3 62H2V65H1V66H4V65H3ZM44 62H45V61H44ZM44 62H43V63H44ZM65 62H66V63H65ZM36 63H35V66L38 67L40 64L37 65ZM43 63H41V64H43ZM77 63L79 64V66H78L77 68H76V67L74 68V66H77V65H78ZM117 63H118V62H117ZM129 63H128V64H129ZM0 64H1V62H0ZM52 64H53V63H52ZM75 64H77V65H75ZM114 64H116V63H114ZM19 65H20V64H19ZM44 65H45V64H44ZM135 65H136V64H135ZM35 66H34V67H35ZM42 66H43V65H42ZM50 66H53V67L51 68ZM60 66H61V67H60ZM62 66H64V67L66 68V69L64 68V69H65L64 71H65L66 73H65L64 71H63V74L60 73V72L62 71V70H61ZM69 66H71L72 68H70ZM88 66H89V67H88ZM58 67H60V68L58 69V70H60V72L58 71L60 74L58 75V73H57L58 76H56V78L58 79V77H61L60 75H63V76L60 78L61 80H59V79H58V80H57V79L54 80L53 77H55L56 72H57V69H55V68H58ZM3 68H4V67H3ZM12 68H14V67H12ZM39 68H40V70H41L40 73H41V72H44V68H43V69H42L41 67H39ZM39 68H37V69H39ZM73 68H74V69H73ZM78 68H80V69H79V70H75V69H78ZM82 68H83V67H82ZM85 68H87V69L85 70ZM14 69H15V68H14ZM19 69L22 70V65L19 66ZM19 69H18V70H19ZM34 69H35V68H34ZM37 69H36V70H37ZM53 70L56 71L55 74H54ZM72 70H73V71L75 70L74 72H77V73H73ZM6 71H8V69H7ZM22 71H23V70H22ZM68 71H69L70 73H69ZM82 71H83V69L80 71V74L82 73ZM202 71H203V70H202ZM71 72L73 73L72 75H75V77L77 78L76 81H75V79H74V77H73L72 75H71V77H67V78L64 76V75H66V76L69 75V76H70ZM203 72H206V71L204 70ZM52 73L54 74L53 76H52ZM64 73H65V74H64ZM25 74H26V73H25ZM30 74H31V75H30ZM44 74H45V72H44ZM76 74L78 75V77L76 76ZM181 74H182V73H181ZM101 75H102V74H101ZM179 75H180V74H179ZM186 75H187V74H186ZM16 76H17V77H16ZM20 76H21V75H20ZM26 76H25V77H26ZM43 76H44V75H43ZM181 76H183V75H181ZM181 76H180V77H181ZM25 77H23V78H25ZM34 77L36 78V75H35ZM63 77H64V78H63ZM81 77H82V76H81ZM81 77H80V78H81ZM84 77H85L84 79H86L87 77H92V76L89 75V76H84ZM95 77H97L96 74H95ZM95 77H94V78H95ZM102 77H103V75H102ZM102 77H100V76H99V73H98V78L100 79V78H102ZM187 77H189V79H187ZM10 78H11L12 80H11ZM29 78H25V79H29ZM47 78H48V77H46V80H47ZM62 78H63V80H64L65 78L68 79V80H67L68 83L65 81L66 79L64 80L67 84L70 83V84H73V85H74V84H76L77 82H78V83H77V85H74V86L71 85L72 87L66 84V86H67L66 89H68V91H67V90L65 89V87H64V88L62 87V86H64L62 83H65V82L62 81ZM69 78H70V80H71V79H72V80L70 81ZM98 78H96L97 81L99 80ZM181 78H182V77H181ZM185 78L187 79V81H186L187 83L184 81L185 84H186V85H189V84H190V80H191V79H190V74L187 75V76H185V77H183L182 79L184 80ZM9 79H10V81H9ZM25 79H24V81H26ZM84 79H82V80H84ZM186 79H185V80H186ZM17 80H18V81H17ZM46 80H45V82H46V85H47V81H46ZM73 80H74L75 82H73ZM21 81H23V80H21ZM57 81H60L59 84L61 83L62 85H61V86L57 85V84H56ZM61 81H62V82H61ZM79 81H81V80H79ZM8 82H9V83H8ZM18 82L21 83V84H20V85H21L20 87H19V86L16 87V84H15V83L19 84ZM33 82H34V83H33ZM102 82H103V81H102ZM26 84H27V85H26ZM30 84H31V83H30ZM33 84H34V85H33ZM80 84H81V83H80ZM13 85H14L16 88H15ZM55 85H56V87H57V86L61 87V89L59 88L60 93H62L61 95H64L63 92H62V90H63V91L66 90V92H69V94L64 92L67 96H65V95H64V96H61L62 98L59 97V96H60V93H59V90H55V89H57V88H55ZM12 86H13V88H15V89H17V88H19V89H17L16 91H15V90L11 91L12 89H10V87H12ZM87 86H88V85H87ZM53 87H54V88H53ZM70 87H71V88H70ZM73 87H78V88H77V89H74ZM50 88H53V89L50 90ZM72 88H73L74 90H73ZM82 89H83V87H82ZM1 90H2V89H1ZM46 90H48V91H47V94H46V92H44V91H46ZM27 91H28V92H27ZM31 91H32V93H31ZM33 91H36V92H34V93H37V94H36V95L33 94ZM55 91H56V92H55ZM70 91H73V93L71 92L72 96H70ZM74 91H76V93H75ZM86 91H87V92H86ZM49 92H50V93H49ZM80 92H81V95L84 96V97H86L87 95H89V96H87L86 99L83 98L82 101H81L82 98H80V99L77 98L79 102H78V101H74L73 99L76 98L75 95H78V93H80ZM0 93H1V91H0ZM13 93H11V94H13ZM30 93H31V96H30V97H33L34 99H33V100H32V98H30V99L28 98V99H29L31 102H33L36 106H35L34 104H33V105H28V103H29L30 101L27 99V97H29L28 95H30ZM56 93H57V94H56ZM74 93H75V94H74ZM82 93H83V94H82ZM84 93H87V95L85 96ZM88 93H89V94H88ZM43 94H44V95H43ZM53 94H55V95L53 96ZM32 95H33V96H32ZM42 95H43V96H42ZM45 95H46V97H45ZM79 95H80V94H79ZM79 95H78V96H79ZM6 96L9 97L7 94H6ZM11 96H12V95H11ZM69 96H70V98H72V97H74V98L69 99ZM1 97H0V98H1ZM42 97H43V98H42ZM10 98H11V97H10ZM12 98H13V97H12ZM52 98H53V99H52ZM66 98H67L68 100H67ZM160 98H161V97L158 98L159 101H160V103L163 102V101H165L164 99H163V100H162V99L160 100ZM1 99H2V98H1ZM1 99H0V100H1ZM62 99H66V101H63ZM84 99H85V100H84ZM167 99H168V97H167ZM170 99H172V97H169L168 100H170ZM37 100H36V102H37ZM42 100H43V101H42ZM61 100L63 101V104H59ZM120 100H121V99H120ZM120 100H119V101H120ZM28 101H29V102H28ZM62 101H61V102H62ZM71 101H74V102H71ZM115 101H116V100H115ZM23 102H24V103H23ZM68 102H69V103H68ZM76 102H77V103H76ZM168 102H170V101H168ZM22 103H23V104H22ZM66 103H68V104H66ZM75 103H76V105H75ZM117 103H118V105H120V106L117 105V106H118V109H117V108H116V110L114 109L115 112H116L117 110H118V111L120 110V111L123 112L124 110H123L122 108L124 107L123 105L125 104V102H124L123 99H122L120 102H118V100H117V101H116V104H117ZM122 103H124V104H122ZM140 103H142V101H141ZM31 104H32V103H31ZM37 104H39V102H38ZM121 104H122V106H121ZM142 104H144V103H142ZM161 104H162V103H161ZM164 104H165V103H163L162 105H164ZM167 104H168V103H167ZM169 104H170V103H169ZM162 105H160V106H162ZM38 106H39V105H38ZM16 107H17V108H16ZM27 107H28V109H27ZM120 107H121V108H120ZM163 107H164V106H163ZM114 108H115V107H114ZM164 108H166V107H164ZM168 108H169V105H168ZM26 109H27V111H26ZM66 109H67V110H66ZM121 109H122V110H121ZM160 109H161V107L159 108L158 113H157V114H160V115H157V117H158V119H159L160 121H162L163 118H166V117L168 118L167 115L169 114V112H168V114H167V113L163 114V112H162L163 109H161V110H160ZM166 109H167V108H166ZM20 110H21V111H20ZM23 110L26 111V112H25V114L27 113L26 115L23 113V112H24ZM37 110H38V111H37ZM65 110H66V111H65ZM73 110H74V109H70V111H73ZM139 110H141V107H139ZM168 110H169V109H168ZM22 111H23V112H22ZM35 111H37V112H35ZM118 111H117V112H118ZM165 111H166V110H165ZM21 112H22V114H20V116H18L17 113L19 114V113H21ZM46 112H47V111H46ZM53 112L48 111L47 113H45V116H48L49 114H50V115H53V114L55 113V112H54V113H53ZM56 112H57V111H56ZM117 112H116V113H117ZM136 112H138V110H135V112H134L133 114L135 115ZM8 113H9V112H7V114H8ZM39 113H40V112H39ZM48 113H49V114H48ZM51 113H52V114H51ZM5 114H6V113H5ZM162 114H163V115H162ZM9 115H8V116H4V117L1 116L2 118L0 117V125H1V126H0V129H1L2 126H4V127L6 126V127H5L6 130H10V129L15 128L14 125H13V126L11 125V123H12V124H15V123H14L13 121H10V120L7 118V117H9ZM21 115H22V116L25 115V116H24V117H21ZM137 115H138V114H136V116H137ZM16 116H18V117H16ZM38 116H39V114H38ZM38 116H37V117H38ZM139 116H140V114H139ZM139 116H138V118H140ZM165 116H166V117H165ZM32 117H33V116H32ZM37 117L35 116V118H31L32 123H35V122H36L35 120L37 119ZM4 118H6V119H5V120L3 121V123L1 124V122H2V120H3ZM33 119H34V120H33ZM136 119H137V117H136ZM141 119H142V118H141ZM141 119H139V120H141ZM146 119H147V118H146ZM27 120H28V119H27ZM29 120H30V119H29ZM139 120L136 121V122H140L139 125L136 124V122L134 121L135 124L137 125V127H136V125L134 126V127H135L134 132L137 133V134L139 133L138 131H139L140 128H141L142 130L144 129V128H143L144 126H143V122H142V120H141V121H139ZM6 121H10V122H7V123H6ZM143 121H146L145 118H143ZM148 121H149V120H148ZM148 121H146V122L149 123ZM132 122H133V121H132ZM146 122H145V123H146ZM147 123H146V124H147ZM7 124H8V125H7ZM146 124H145V126H146ZM10 125H11L12 127H11ZM133 125H134V123H133ZM112 126H113V125H112ZM142 126H143V127H142ZM4 127H3V129H4ZM9 127H10V128H9ZM48 128H52L51 125H50ZM136 128H137V129H136ZM141 129H140V130H141ZM4 130H5V129H4ZM21 131H22V130L18 131L19 133H18V138H17V139H20V138L22 139V136H23V135L21 134V133H22ZM136 131H137V132H136ZM91 132H92V131H91ZM152 132H154V131H152ZM152 132H149L148 135H149L150 133H152ZM142 133H143V132H142ZM142 133L140 132V134H142ZM183 133H184V134L182 135V137H183V138H182L183 141H180L179 143H176L177 145L174 144V145H175V149H174L175 151H174V153H176V151H177L176 149L179 150V148L181 147V145H180L181 143H183L182 146L184 145V146H183V149H182L183 152L180 151L181 153H185V152H188L189 150L192 151V150L197 149V148H195V149H192V150H191V147H193L194 145L192 146V144H193L195 141H198V140H195L194 142H192V141H190L191 137H190V139H189V138L186 137V135L189 134L188 137H189L190 135H192V136L195 135V136H196L195 138L197 139V138H199V137H197V136H198V133H197V134H196V133H193V132H192V133H191V132L186 133L185 130H183ZM20 134H21V137H19ZM155 134H156L155 136H154V135H153V136H152V135H151V136L149 135L150 138H153V140L151 139V143L154 144V142L159 141L158 144L155 143V144H157V145L154 144V145H155L154 148L157 147V146H159V145L161 144V142H162V144L164 143V146H165V140H163V138L159 136V132L157 131V133L155 132ZM202 134H204V133H199V135H202ZM83 135H84V134H83ZM157 135L159 136V138H156V137H158ZM204 135H205V134H204ZM77 136L79 137V138H77V139H79V140H77V139L74 138L73 141L77 140V141L80 142V139H81L82 137H81L80 134L77 135ZM77 136H76V137H77ZM193 137H194V136H193ZM201 137H202V136H201ZM83 138H84V136H83ZM128 138H129V137H128ZM132 138H134V137H131V141H130V142H127L128 144H129V143H132V144H133V141H132V140H134V139H136V138H134V139H132ZM147 138H148V137H147ZM155 138H156V139H155ZM195 138H194V139H195ZM17 139H16V140H17ZM154 139H155V140H154ZM158 139H159V140H158ZM186 139H187L189 142H192V143H190V144H191V145H190L191 147H190L189 145H187V143H189V142H187V143L185 142V144H184V141H185ZM194 139H193V140H194ZM128 140H130V139H128ZM187 140H186V141H187ZM204 140H205V138H204ZM204 140H202L203 143L201 144V148H202V149H203L204 147H206L205 143L208 141V140H207V141H206V140L204 141ZM81 141H83V139H82ZM126 141H127V140H126ZM137 141H138V140H137ZM18 142H19V140L17 141V144H19ZM71 142H72V141H71ZM75 142H76V141H75ZM75 142H74V143H75ZM123 142H124V141H123ZM123 142H122V144H123ZM76 143H77V142H76ZM127 143H124V144H126L125 146H127ZM136 143H137V142H136ZM148 143H149V141H148ZM151 143H149V144H150V146L152 147L153 144H151ZM199 143H201V142L199 141ZM199 143H198L197 146H199ZM71 144H73V143H71ZM129 145H130V146H128V147H131V149H133V145H134V144H133V145L129 144ZM136 145H137V144H136ZM179 145H180V147L178 148ZM186 145L189 146V149H188L187 147L185 148ZM204 145H205V146H204ZM118 146H120V145H118ZM121 146H123V145H121ZM125 146H124V147H125ZM162 146H163V145H162ZM164 146H163V147H164ZM197 146H195V147H197ZM208 146H209V145H208ZM116 147H117V146H116ZM160 147H161V146H160ZM163 147H161V148L163 149ZM173 147H174V146H173ZM119 148H120V147H119ZM121 148H122V147H121ZM136 148H138V147L134 145V149L132 150V152H136V151H135ZM181 148H182V147H181ZM184 148H185L186 150H184ZM201 148H199L198 150H195V151H198V152L200 151V152H201ZM150 149H151V148H150ZM169 149L171 150L172 147H170ZM206 149H207L206 151H208L210 148L208 147V148H206ZM138 150H140V149H138ZM172 150H173V149H172ZM195 151H194V152H195ZM146 152H148L149 154H153V155L155 154L153 149H151V151H150L149 149H147ZM192 152H193V151H192ZM200 152H199L198 156H200V155H201V156H202V155L205 156V155L207 154V152H206L205 155H204V154H200ZM202 152L205 153L204 149H203ZM148 153H145V155H144L146 158H147V154H148ZM164 153H167V152L165 151ZM210 154H211V153H210ZM210 154H209V155H210ZM212 155H213V154H212ZM215 155H216V154H215ZM215 155H213V157H214ZM150 156H152V155H150ZM206 156H208V155H206ZM128 157H129V156L126 157V155H125V156L123 157V159L128 158ZM148 157H149V156H148ZM210 157L212 158L211 155H210ZM210 157H209V159H210ZM141 158H142V157H141ZM141 158H138V160H137V159H136V160L139 161V159H141ZM152 158H153V157H152ZM152 158H151V160H153ZM203 158H204V157H203ZM29 159H31V158H29ZM29 159L27 160V164H26V166H25L24 164H23L22 166H23V168H26V167L28 166V168H26V169H27L26 171L31 172V171H29V165L33 164V161H34L35 158L31 160V161H32L31 164L29 163V162H30ZM128 159H129V158H128ZM128 159H125L126 162H127ZM143 159H145V158H143ZM147 159H148V158H147ZM147 159H146V161H148ZM204 159H205L207 162H208V160H209L208 158H207V159L204 158ZM214 159L217 160V155H216V158H214ZM5 160H6V159H5ZM74 160H75V162L73 161V162H74V163H73V166H72L70 169H71V171H73V170H74V171H78V168L75 169V167H78V165H79V164H77L78 158H76V159H74ZM151 160H150V166L154 164V163H151ZM129 161H130V160H129ZM146 161L143 160V161H140L139 163H137L136 161H134V162H136L135 164H133V163L130 164V163H129V164H130L129 166L124 167V169H121L120 172H117V173H115L114 175H117L118 173L120 174L121 172H123L124 170H127V169L130 170V167H133V166H134L133 168H131V171H129V172H127V173H128V175L130 176V180H131L132 177H133V179H135V176H139L138 168L140 167V165H142L141 167H143V166L145 167L146 165H147L146 167L149 166V165L147 164V163H149V161H148V162H146ZM153 161H154V160H153ZM211 161H212V160H211ZM213 161H214V160H213ZM122 162H124V160H122ZM216 162H217V161H216ZM4 163L6 164L7 162L4 161ZM28 163H29V164H28ZM127 163H128V162H127ZM144 163H145L146 165H145ZM208 163H211V162L209 161ZM218 163H219V162H218ZM123 164H125V163H123ZM7 165H8V164H7ZM7 165H6V166H7ZM126 165H127V164H126ZM8 166H9V165H8ZM16 166H17V165H16ZM19 166H20V165H19ZM122 166H123V165H122ZM124 166H125V165H124ZM13 167H14V166H13ZM17 167H18V166H17ZM17 167H16V168H17ZM20 167H21V166H20ZM31 167H32V166H31ZM141 167H140L139 169H141ZM136 169H137V170H136ZM13 170H17V169H13ZM22 170H23V169H22ZM30 170H34V169L30 168ZM35 170H36V169H35ZM19 171H21V170H19ZM19 171L17 170V173H18ZM24 171H25V170H24ZM136 171H137V172H136ZM141 171H142V170H141ZM13 172H14V171H13ZM33 172H34V171H32L31 173H33ZM78 172H79V171H78ZM78 172H76V175H80V173L77 174ZM80 172H81V171H80ZM134 172H136L138 175H135V176H134ZM68 173H70V170H69L66 174H68ZM143 173H144V172H143ZM66 174H65V175H66ZM71 174H74V173L71 172ZM71 174H69L68 176H70ZM140 174H141V173H140ZM74 175H75V174H74ZM114 175H113V176H114ZM208 175H210V173H209ZM145 176H148V177H149L150 175H148L147 173H146V175L141 174L139 177H137V179L135 180V182H137L138 180H141L142 177L144 178ZM210 176H211V175H210ZM13 178H14V177H12V180H9V183H10V184H11L12 182H14V181H13ZM15 178H16V177H15ZM140 178H141V179H140ZM9 179H11V178H9ZM33 179H34V178H33ZM39 179L41 180V178H39ZM39 179H38V181H40ZM212 179H215V175H214V174H213V177L209 179V181H210V180L212 181ZM14 180L16 181V179H14ZM30 180H31V179H30ZM6 181H7V180H6ZM10 181H11V182H10ZM17 181H18V180H17ZM36 181H37V178H36ZM133 181H134V180H133ZM141 181H142V180H141ZM143 181L145 182V180H143ZM150 181H151V179H148V181L145 182L144 184H145V185H148ZM213 181H214V180H213ZM7 182H8V181H7ZM21 182H22V181H21ZM31 182L33 183V182H35V181L33 180V181H31ZM15 183H16V185H17V182H15ZM38 183H39V182H38ZM38 183H36V184H38ZM147 183H148V184H147ZM20 184H21V183H20V181H19L17 186L20 187V186H21ZM22 184H23V182H22ZM150 184H151V183H150ZM116 185H117V184H116ZM121 185H122V187H123V185H125V184H119V183H118V186H116V187H121ZM154 185H155V183H154ZM23 186H24V184H23ZM152 186H153V185H152ZM21 187H22V186H21ZM184 187H185V182H184V184H183V188H184ZM187 188H188V187H187ZM178 189H179L178 187L174 188V190H173V191H174V194H179V193H180V192H179V193L177 192ZM184 189H185V188H184ZM184 189H182V190H184ZM179 190H180V189H179ZM175 191H176L177 193H176ZM180 191H181V190H180ZM182 192L184 193V191H182ZM106 193H107V192H106ZM106 193H105V194H106ZM186 193H187V192H186ZM105 194H104V195H105ZM150 194H151V193L144 194V195L141 197V199L143 200V202L139 201V204H137V206H140V205H142V204H144V203H146V205H147V204L150 205L152 199L154 198V197H153L152 195H150ZM172 194H173V192H172ZM0 195H1V194H0ZM146 195H147V196H146ZM1 196L3 197V195H1ZM13 196L15 197V195H13ZM13 196H11V197H13ZM171 196H172V195H171ZM173 196H174V195H173ZM14 197H13V198H14ZM149 197H150V198L152 197V198H151V201H149ZM192 197H193V196L191 195V197H189V198H192ZM199 197H201V198L204 199V197H202V196H197V195H196V197H193L192 199H195V198H196L195 200H193L194 202H196V200H198ZM146 198H147V199H146ZM183 198H186V197L183 196V197L181 198L180 195H179V196L177 195V197L175 196L174 198H171V199H172V201L178 199V200H179L178 203H180V204H181V203H184V204H185V202H186L187 199H189V198L184 199L185 201L182 202V201H183V200H182ZM107 199H108V198H105V197H104V199H101V201H102L101 204L103 205V203L105 202V200L107 201ZM144 199H145V200H144ZM180 199H181L182 201H180ZM203 199H200V198H199L198 201H201V202H202ZM2 200H3L4 202H7V201H5L3 198L0 199V207H1V203H3V202H1ZM47 200L49 201L50 199L47 198V199L44 200V201H47ZM178 200H177V201H178ZM189 200H190V199H189ZM8 201H9V200H8ZM10 201H11V202H9V205H8V206H10L11 204H13V206L11 205V207H13L14 209H17L18 207L16 206V204H17L16 199H15V201H16L15 204H14V201L12 200V198L10 199ZM108 201H109V200H108ZM167 201H168V200H167ZM172 201H168V202H172ZM177 201L175 202V204L177 203ZM190 201H191V200H190ZM190 201H189V202H190ZM119 202H120V200H118L116 203H119ZM140 202H141V203H140ZM157 202H158V201H157ZM201 202H200V203H201ZM18 203H19V205L23 204V206H25V204H28V203H20V202H18ZM45 203H46V202H44V204H45ZM49 203L51 204V200H50L47 204H45V205L48 206ZM107 203H109V202H107ZM155 203H156V202H154V204H155ZM164 203H165V202L160 203V205L158 204V206H156V207L158 208V209L156 210L157 212L161 213V212L163 211L162 209H164L165 207H164V208L161 207L162 209L159 208V207H160V206H163ZM186 203H188V201H187ZM4 204H5V203H3V206H4ZM7 204H8V202H7L5 205H7ZM154 204H153V206L155 207ZM14 205H15V206H14ZM17 205H18V204H17ZM104 205H105V204H104ZM107 205H108V204H107ZM144 205H145V204H144ZM146 205H145L143 208L139 209V210L144 209V208L146 207ZM148 205H147V207H152V204H151L150 206H148ZM165 205H167V204L165 203ZM165 205H164V206H165ZM21 206H22V205H21ZM27 206H28V205H27ZM99 206H100V203H99ZM174 206H175V205H174ZM174 206H173V208H174ZM177 206H178V205H177ZM80 207H82V205H80ZM80 207H79V208H80ZM83 207H84V206H83ZM101 207H102V206H101ZM105 207H106V209H107L108 211H109V210H112V207H110V204H109V206H104L103 208L105 209ZM107 207H108V208H107ZM141 207H142V206H141ZM175 207H176V206H175ZM179 207L182 208V206H180V205H179ZM179 207H178V208H179ZM183 207H184V205H183ZM4 208H5V206H4ZM8 208H9V207H8ZM13 208H12L11 210H13ZM79 208L77 207L76 209H74V210L72 211V213H74V212H75V213H76V212H79V215H77L78 217L76 216L77 213H76V214H72V216H74V217H72V218H74L73 220H75V217H77V218L80 217V213H81V211H78ZM99 208H100V207H99ZM103 208H102V214H103V215L100 214L99 217H100V218L102 217V218H101L102 220H103V219H106V218L108 217V219L106 220V222H105L104 220H103V221L101 220L102 224L105 223V224H103V227H102L101 223H99V222H100V220H99L100 218L98 219V220H99V222H98L99 224H98L97 222H95V221L91 222V221H92L91 219H93L94 217H92V218L90 219L91 221L89 220V221L91 222V225H90V224H87V222H86V224H85V225H88V226H89V225H90V226H94L95 228L98 229V231H97V229H95L94 227H90V226L88 227V226H85V227H87V228H90V230H88V232H86V233L84 232V234H83V233H81V232H79V231H80L82 228H85L84 226L78 228V230H79L78 232H77V230L74 231L73 228H72V230H71L70 228L68 229V227H63V229H62V228L59 229V228H56V227H55V230L58 229L59 231L57 230V231L54 232V233L58 234V236H60V238L63 237V238L66 239V238H68V234H70V236H72V238H70V239H73V237H76V236H77L76 239H75L74 241L77 240L76 242H77L78 244L81 243V244H82L81 246H83V249H82V250H84L82 253H80L82 250L78 252V253H79V256H78V257H79V258L81 257V254H84L85 252L87 253V251L89 250V248L93 249V247H90V246H92V244L95 243V242H96V244H100V243H101V245H99V246H102V245H105L107 242H108V243L111 242L112 239H113V240H116V239H117L116 241H114V243H111V244H109V245H108V243H107V247L102 246V247H105L104 249L99 248V249H102V250H103V254H105L104 251L108 250L113 244H121V245L119 246V248L122 247V246H123L124 248H127V247L125 246L127 240H128V242H129V243H127V244L129 245L128 247H132L134 250H136V249L138 248V246H137V248H134V245H135V243H137V241H135V243H133V242H134L133 240L136 239V240L139 241V240H140V237L138 238V236H142V235H143V233H141L142 231L144 232V236L147 237L148 231H147V229H146V226H145V225H142V223H143L142 219H143V218H140V220H138V219L135 220L136 217L138 218V215H139L138 213H140V211H138V212H137L136 214H134V215H133L132 213H130V212H127V213L121 214L120 212H122V211H120L118 214H116L115 212H116L117 210H119V208H118L117 210L114 211V214H112V213H111L112 211H110L109 214L111 213L112 215L110 214L109 216H107L108 214L106 215V214H104V213H108V212H107L106 209L103 210ZM109 208H111V209H109ZM129 208H130V207H129ZM9 209H10V208H9ZM9 209H7V210L9 211ZM97 209H98V208H97ZM100 209H101V208H100ZM100 209L98 210L99 213H100ZM160 209H161L162 211H161ZM174 209L176 210V208H174ZM7 210H6V211H7ZM11 210H10V212H9L10 214H11V212H12ZM80 210H82V208H80ZM158 210H160L161 212L158 211ZM14 211H15V210H14ZM14 211H13V213H15ZM16 211H17V210H16ZM128 211H130V210H128ZM176 211H177V214H178V211H180V210H176ZM32 212L35 213L34 211H32ZM42 212H44V211H42ZM103 212H104V213H103ZM123 212H126V211H123ZM123 212H122V213H123ZM174 212H175V211H174ZM99 213H98V214H99ZM159 213L157 214L158 216H159ZM35 214H36V213H35ZM39 214H40L41 217H42V223H43L44 220L47 222V221H51L50 219H52V216L50 217V214L47 213V212H46V213L44 212V215H43L41 212H39V213H38V216H40ZM115 214H116V216H115ZM130 214L133 215V216H128V215H130ZM177 214H174V216H176ZM22 215H24V216L22 217V218H24V217H26L27 214L24 212ZM22 215H19V216L21 217ZM104 215H106V216H104ZM11 216L13 217L14 214H13V215L11 214ZM38 216H37V217H38ZM45 216H46V217H45ZM111 216H113V217L110 218ZM114 216H115V217H114ZM126 216H128V217H126ZM174 216H173V217H174ZM177 216H178V215H177ZM177 216H176V217H177ZM41 217H40V218H41ZM47 217H49V218H48V219H45V218H47ZM103 217H104V218H103ZM118 217H121V219L118 218ZM125 217H126V218H125ZM129 217H130V218H129ZM131 217H132V218H131ZM139 217H140V215H139ZM159 217H160V216H159ZM22 218H21V219H22ZM95 218H98V217H95ZM95 218H94V219H95ZM114 218H115V219H114ZM128 218H129L128 224H127V221H125V223H124V220H123V219L127 220ZM117 219H118V220L120 219V220H119L120 223H117V222H116ZM130 219H131V220H130ZM22 220L24 221L25 219H22ZM22 220H21V221H22ZM73 220H72V221H73ZM109 220H110V223H109ZM113 220H114V222H112ZM118 220H117V221H118ZM133 220H134V221H133ZM40 221H41V219H40ZM45 221H44V222H45ZM76 221H77V219L73 222L74 225H76V226L84 225V224H79L78 221H77V222H76ZM135 221H136V222H135ZM155 221H156V220H155ZM133 222H134V224H133ZM42 223H41V225H44V224H42ZM47 223H49V222H47ZM115 223H117L118 225H116ZM123 223H124V225H126V227H125L124 225H123L122 227L120 226V225L123 224ZM131 223H132V224H131ZM137 223H138V224H137ZM139 223H140V224H139ZM14 224H15V223H14ZM14 224L12 225V227L6 225V228H5V227L3 226V227L5 228L4 230H6V229L8 228V229L10 230V232H12L13 230H15L14 228L17 227L16 225H18V223H16L15 225H14ZM77 224H78V225H77ZM97 224H98V225H97ZM107 224H108L109 227H107ZM111 224H112L113 226H112ZM129 224H130V225H129ZM143 224H145V222H144ZM4 225H5V224H4ZM22 225H23V224H22ZM58 225H59V224H58ZM96 225H97L98 227H97ZM99 225L102 227L101 229L99 228V227H100ZM114 225H115L116 227H115ZM131 225H132L133 227H132ZM140 225H142L144 228H142V229L140 230V232H138L139 229H140V228H139ZM18 226H20V225H18ZM47 226H48V225H47ZM61 226H62V225H61ZM110 226H112L111 229H113V228L115 227L113 230H115V229L119 230L118 233H120V231L122 230V231H121L122 233L118 234V233H114V232H113V234H112V231H113V230L110 229ZM117 226H118V227L120 226L121 228H118ZM128 226H129V228L126 229ZM197 226H198V224H197ZM1 227H2V226H1ZM3 227H2V228H3ZM20 227H21V226H20ZM23 227H24V225L22 226V228H23ZM45 227H46V226H45ZM57 227H59V226H57ZM151 227H152V226H151ZM166 227H167V226H166ZM170 227H171V226H170ZM12 228H13V229H12ZM17 228H18V227H17ZM22 228H19V229H22ZM48 228H49V226H48ZM87 228H86V231H87ZM92 228H94L95 230L92 229ZM123 228H125V229H123ZM172 228H173V227H172ZM24 229H25V228H24ZM64 229H65V230H64ZM66 229H67V231H66ZM137 229H138V230H137ZM145 229H146L147 232H145ZM152 229H154V227H153ZM152 229H151V230H152ZM155 229H157L158 232L160 231L159 233H161V235H165V236H161L160 238H166V237H167L166 240L163 241V240L161 239V240H159V241H161V242L163 241V243H164L165 241H168V236H167V234H170V233L172 232V229L169 230L170 228L168 229V227H167L166 229L164 228L165 230H162L163 233H162L161 230H159V226H158V228L155 227ZM167 229H168V230H167ZM1 230H3V229H1ZM9 230H8V232H7V230L5 231L6 234H7V235H8V234L11 235V237H15V236H16V233L13 231V234H11V233L9 232ZM83 230H85V229H82V231H83ZM105 230H108V231H105ZM109 230H110V231H109ZM117 230H115V231L117 232ZM132 230H133V231H132ZM134 230H136L137 233L134 232ZM70 231H71V232H70ZM73 231H74V232H73ZM90 231H91V232H90ZM96 231L99 232V233H97ZM125 231H126V232H125ZM165 231H166V233H164ZM1 232H2V231H0V233H1ZM5 232H4V233H5ZM75 232L80 233V234H77V233H75ZM89 232H90V233H89ZM107 232H111L112 235H111L110 233H107ZM127 232H128V233H127ZM168 232H170V233H168ZM14 233H15V236H14ZM60 233H62V234L64 233V235H62V234H60ZM65 233H66V234H65ZM67 233H68V234H67ZM88 233H89L88 236H90V238H87V234H88ZM101 233H104V234H102V235H104V236H101V237H100L99 235H101ZM106 233H107V234H106ZM131 233H134V234L136 233L137 235L134 236V235H131ZM172 233H173V232H172ZM241 233H242V232H241ZM56 234H55V235H56ZM59 234H60V235H59ZM74 234H75V235H74ZM81 234H82V235H81ZM115 234H116L118 237L114 236ZM121 234H122V235H121ZM123 234H124V235H123ZM125 234H126V235H125ZM192 234H194V233L190 232L189 234H187V236H188V235L191 236ZM12 235H13V236H12ZM55 235H54V236H55ZM79 235H80V236H83V235H84L83 237H85V238H83V237H79ZM85 235H86V236H85ZM157 235H159V234H157ZM223 235H224V234H223ZM231 235H233V234H231ZM54 236H53V237L51 236L50 239H52V240H50V241H51L52 244L56 245V243L59 242V241L62 240V239H60V238H56V237H58V236H56V237H54ZM65 236H67V237H65ZM108 236H109L110 238H109ZM119 236H120V238H119ZM125 236H128V238L126 237V238L124 239ZM172 236H175V234H174V235H169L170 238H171ZM189 236H188V237H189ZM192 236H193L194 239H192L191 237H189V238H191V239L194 241V247H193V248H197V249H198V248H199V249L201 248V249L198 250V251H197L196 249H194V250L197 251V253H196V252H192V251H194L193 249H192V251H191V250H190V251L192 252V254L195 253V255H197V256L199 255L200 257H203V258L199 259V258H200L199 256H198V258H197L195 255L193 256L191 253H188V254H190V256H192V259H191V257L187 256V255H188L187 253H186V257H185V258H186V259L189 258L190 261H191V260H194V259L197 258L196 260L199 259L197 262H199L200 260L202 261L201 264H203V263H204V264H218L219 261H217V259H218L217 256H215V257H216V260H215V258H214L213 256L211 257V259L214 258V259H213L214 261L211 260V259L209 258V256L211 255V252L207 250V249L209 248V247H208L209 245H208V246H207V244L204 245V243L206 242V239H205V240H203V239H204L205 237L202 239L203 241L201 240V238H202L203 236L200 237L201 243H199V242H200L199 238L197 239V237H194V235H192ZM233 236H234V235H233ZM235 236H236V235H235ZM235 236H234V238L232 237V239H235ZM240 236H242V238H243L244 233H243V235L241 234ZM21 237H22V236H21ZM21 237H20V239H21ZM92 237H93V238H92ZM111 237H112V239H111ZM132 237H134V238H132ZM238 237H239V236H237V238H238ZM17 238H18V236H17ZM22 238H23V237H22ZM80 238H83V239H80ZM86 238H87V240H86ZM91 238H92V239H91ZM95 238L97 239V241H99L98 243H97V241H96ZM118 238H119V239H118ZM121 238H122V239H121ZM172 238H173V237H172ZM172 238L170 239L171 242H169L168 244H171V243L173 242L172 240L175 239V238H174V239H172ZM195 238H196L197 240H196ZM240 238H241V237H240ZM55 239H57V240H56L55 243H53V242L55 241ZM58 239H59V240H58ZM65 239H63V241H61L62 243L60 242V244H59V243H57V244L61 246L63 243H65L66 240H67V241L70 240L69 238L66 239V240H65ZM84 239H85L86 241H84ZM88 239H89V240H88ZM94 239H95V240H94ZM141 239H142V238H141ZM157 239H158V238H157ZM53 240H54V241H53ZM80 240H81V241H80ZM107 240H108V241H107ZM121 240H122V242H121ZM124 240H125V242H123ZM237 240H238V239H237ZM239 240H240V239H239ZM19 241H20V240H19ZM22 241H24V238L21 240V242H22ZM48 241H49V240H48ZM87 241H88V242H87ZM105 241H106V243L104 244L103 242H105ZM130 241H133V242H132L133 245H131ZM198 241H199V242H198ZM204 241H205V242H204ZM242 241H243V240H242ZM21 242H20V243H21ZM83 242H85V243H83ZM86 242H87V243H86ZM117 242H118V243H117ZM141 242H143V243H141ZM146 242H147V241H146ZM195 242H196V243H195ZM197 242H198V243H197ZM203 242H204V243H203ZM235 242H236V241H235ZM240 242H241V241H240ZM71 243H72V242H71ZM74 243H75V242H73L72 244H74ZM140 243H141V244H144V241H140ZM140 243H139V244H140ZM147 243H148V242H147ZM236 243H238V242H236ZM242 243H243V242H242ZM22 244H23V243L19 244V248H20V249L23 248L24 251L27 250V246H28V244H26V245H27L26 247H25L24 245L21 246ZM24 244H25V243H24ZM68 244H70V243H68ZM89 244H91V245H89ZM96 244H93V246L96 245ZM123 244H125V245H123ZM145 244H146V243H145ZM145 244H144V245H145ZM166 244H167V243H166ZM197 244H198V245H197ZM200 244H201V245H200ZM238 244H241V243H238ZM243 244H244V243H243ZM87 245H89V246L87 247ZM137 245H138V244H137ZM195 245L198 246V247H196ZM11 246L13 247L14 245L11 244ZM84 246H86V247H84ZM99 246L97 245V247H99ZM113 246H114V245H113ZM199 246H200V247H199ZM237 246L240 247V245H237ZM12 247H10V248H12ZM54 247H55V246H54ZM203 247H204V248H203ZM206 247H207V248H206ZM8 248H9V247H8ZM13 248H14V247H13ZM13 248H12V249H13ZM119 248H118V249L116 248L117 251H118V253H117L116 251H114V250H110V251L108 250V251H109V254L107 253V255H104V257H105V256H106V257H107V256L110 257V258H108V261H109V259L111 260L112 258H114V257L116 256V253H117V256H116L114 259H112L113 261H110L109 264H111L112 262L114 263V261L117 260V257H118V260H117V261H119L120 264H121L122 262H125V260L127 259V258L125 257L127 252H124L125 250L122 251V252H120V255L118 256V254H119ZM124 248H123V249H124ZM132 248H131L130 250H132ZM141 248H142V249H141V251H142L145 247L142 245ZM95 249H97L96 246H95ZM110 249H111V248H110ZM116 249H115V250H116ZM204 249H206V250H204ZM21 250H22V249H21ZM21 250H20V251H21ZM134 250H133V252H130L129 249H127V251H129V252H128L129 255H130V254H134V253H136L134 256H136V255L139 256V253H137V252L134 251ZM8 251H10V250L8 249ZM11 251H12V250H11ZM108 251H107V252H108ZM112 251H114V252H112ZM141 251H140V252H141ZM207 251H208V253H207ZM110 252H111V254H110ZM115 252H116V253H115ZM142 252H143V251H142ZM142 252H141V253H142ZM201 252H202L203 254H201ZM205 252H206V253H205ZM209 252H210V254H209ZM122 253H124V254H122ZM199 253H200V254H199ZM123 255H125V256L123 257V258H125V260H123V258H120V257L123 256ZM201 255H203V256H201ZM206 255H207V256H206ZM243 255L246 257V255H245L244 253L242 254V256H243ZM127 256H128V255H127ZM132 256H133V255H132ZM132 256L130 255L129 258H131V259L133 258L134 260H135V259H137V260L139 259V261H136V260H135V262H133V260H129V261H130V262L132 261V264H133V263H135V264L139 263V264H140L141 254H140V257H137V256H136V257H132ZM143 256H144V255H143ZM239 256H240V254H239ZM244 256H243V257H244ZM194 257H196V258H194ZM205 257H206V258H205ZM207 257H208V258H207ZM224 257H225V256H224ZM231 257H234V253H233V255H231ZM237 257H238V256H237ZM79 258L76 259V260H77L76 262H78L79 264H82V263L84 262V260H86V257H81V258H80L81 260H80ZM119 258H120V260H119ZM182 258H183V259H182ZM182 258L178 260V261L181 260V264H187V263H188V264H197V262H195V260H194V263H192L193 261H192V262H189V261L187 260V261H188V262H187L186 259H184V256H183ZM238 258H239V257H238ZM83 259H84V260H83ZM205 259H206L207 261H206ZM240 259H241V258H240ZM243 259L246 260V258H243ZM82 260H83V261H82ZM159 260H160V259H159ZM208 260H209V262H208ZM245 260H244V261H245ZM117 261H116L114 264H116ZM120 261H122V262H120ZM126 261H127V260H126ZM183 261H184V263H182ZM204 261H206V262H208V263H206V262H204ZM211 261H212V263H211ZM216 261H217V262H216ZM238 261H240V260L238 259ZM241 261H242V259H241ZM141 262H142V261H141ZM213 262H215V263H213ZM242 262H243V261H242ZM119 263H118V264H119ZM156 263H158L157 260H156ZM244 263H245V262H244ZM123 264H124V263H123ZM125 264H127V262H126ZM128 264H130V263L128 262ZM142 264H144V262H142ZM199 264H200V263H199Z\"/></svg>","mask_w":264,"mask_h":264}]
</instances>
